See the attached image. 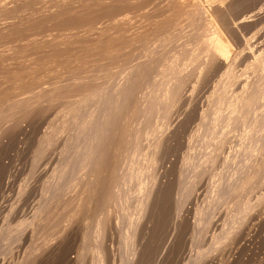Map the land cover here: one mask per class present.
<instances>
[{"label": "rangeland", "instance_id": "374dc122", "mask_svg": "<svg viewBox=\"0 0 264 264\" xmlns=\"http://www.w3.org/2000/svg\"><path fill=\"white\" fill-rule=\"evenodd\" d=\"M197 1L203 2L205 0H200V1L199 0H184V1L183 0H0V117H1L0 118V128H1L0 129V169L2 168L1 170H3L4 166H5L4 169H6V167L10 165V162L11 161L16 162L15 160H17L18 166H19V169L17 170V172L15 170L16 173L12 172V171H14V169L13 170L9 169V167L11 166L10 168H13L17 164V162H16V164L14 162H11V164L14 166L10 165L9 167H7L6 173L9 175L11 173V177H12V174L15 173L14 177H12L14 179H12L11 177H10L11 179L8 178L9 175L7 176V174H6V176H7L6 177L5 174L2 173L3 171H0V174L3 175V176L0 175L1 178L2 177L7 178V180L2 178L3 181L0 179V200L2 199V197H4V196L6 197V195L8 196V193H10L9 194L10 198H13L14 197L13 193L16 194V192L18 191V194H19L20 192H22V193H20V195H17V197L15 196L14 200L10 199L9 196L6 197L7 199L9 198L8 201H10L11 203H14V201L17 198H19L23 194V192H25L24 191L25 189L23 188L24 186L27 187L28 189L33 188L34 187L33 186L34 181H36V179L40 177L38 175L39 174L43 175L42 172H46V169H47V172L50 171L47 168L48 165H50L54 162L52 164V165H55L54 167L59 166L60 163L56 162V160L60 161L59 160L60 157H59V159H56V158H58V156L63 154V153H61L62 151L63 152L65 151L66 153H67V151L68 152L70 151V153H71V150H73V149H71L70 146L74 145L73 148L75 149L76 145H78L76 150H74V152L76 151L75 153L74 152H72L71 154L67 153L68 155L65 153L66 154L65 156L69 157L68 158L69 161L67 160V157L64 156L66 159L63 157L64 154L61 155V159H65V161L67 160L66 161L67 163H63V167L60 168V170H61L60 172L57 173V170L59 169L58 167L56 170L54 167H52V165L49 166L50 169L54 168L53 172H54V170H56L55 172L58 175H56V173L52 174L53 173L52 172L50 178L45 179L47 182L49 181L48 182L49 186L46 187V190L43 188L41 189L38 186L39 189L37 188V191H35L37 197H35V196H33V197L35 198V200L38 203L40 201V198H38L40 196L38 194V190L41 189L39 191L40 194H41V191L43 190V193L41 196L42 197L41 201L44 199L43 195H45V200H44L45 203L43 202V205L38 204V205H41V211L42 212H40L39 210H38L39 212L35 211V213L38 212L41 215L40 214L35 215V213H34V216H37V219L34 220L35 218L34 219L32 218L33 213L31 214V212L37 209V203L35 200L33 201L34 204L32 202H30L23 210V211H26V215H28L29 218H26V216L24 215L25 212L24 213L22 212L21 216H23V215L25 216V217L23 216L24 217V223H23V220L18 219L20 226H19L18 221L16 222V224H18V226L20 228H18V226L13 227V228L19 229V231H17L18 232L17 235L15 234L17 236V238H14V236H13V238L15 240L12 238L11 239L12 241H10V242H3L4 244H2L1 248L3 249L5 247L4 249H6V251L9 248H11V249H9L10 255L12 252L11 250H13L12 247L15 246V243H16V246H18V250L14 249L12 252L14 254L13 257H15V261H14L15 263L14 262L12 263L11 259L6 258L7 256L9 258H12V256H9V254H7V256H6V254L4 255V253L2 254V251H5V250L1 249L2 251H0L1 252L0 256L8 259L7 261L10 260L8 262V264L10 262H11L10 264H16V262H17L16 259L20 260V261H18V262H20V264H24L25 261L27 264H33L34 261H35L34 264H50V263L51 264H61V263L62 264H70L69 262H71V261H72V263L74 262L73 260H75V258H76L75 256H77V253L79 252L80 248H82V246H80V245H82L81 239L83 238V233H84L83 230L85 229V226L88 225L94 219L95 216L101 214L104 211V209H105L104 204L108 203V201H109L108 200V198H109L108 194L110 193V189H108L107 186L108 187L111 186L112 182L118 183L122 178L123 179L121 181H124L130 177H133L134 174H137V173L133 172V174H132V173H130V171L132 172L133 169H134V171L135 170L138 171L139 169H137V167L138 166L141 167L140 164L143 161L141 160V158L138 155H132L131 154L132 149L128 143L129 142L128 140H130V135L133 131L132 127L133 126L136 127V125H134V124L138 125L139 123H141L143 117L147 116L148 114L151 115V117H153V116L156 117L154 114L157 115V113H158V110H157L158 109V107H157L158 103L155 102V100L157 101L156 98H151V100L149 98L148 100H149V102L151 101L150 103H148V100H147V104L144 105V103H141L142 104L141 106H143V107H140L138 105L139 103H137V105L135 106L134 104L132 105L131 103H127V102H129V98H128L127 94H129L128 92L131 91L135 87V86L133 87V85L137 84L138 80L140 78H143L144 75H146V71L149 68L148 66H151L154 62L156 63V65H160L162 67V70L166 69L165 73H168L169 81H173V80L177 79L178 75L183 76L185 74V76H186V74H187L188 79H189V81H188L189 85L187 86L188 91L186 90V93H188V95L189 94L190 95L191 94L196 95V94H198L200 89H203V91L206 89L205 90L206 93L203 92L204 96H200L201 98H198V100H197L198 104L195 102H192V103H187V102L185 103L184 102V103H175V104L173 103V106H172L171 110L169 111L170 113L168 112V114H167L168 118L166 117L165 120H164V118L160 119L161 122H163V124H162L163 126H161L160 129L162 131L164 130L163 131L164 133L159 130L160 132L159 131L157 132V134L159 135L158 139H156V137H157L156 136L154 142L159 143V142L163 141V138H165L167 136V134H168V136L171 135V136H174L175 138L178 136L179 139L178 140L175 139L176 141H174L172 139L174 137L170 136V138H168V139L166 137L164 140L165 142L163 141L161 143L163 145L160 144V146L163 147L162 150L164 151V153H165V150L167 151V149H168V151H170V148L174 149V150H171V152L173 154L172 156L170 154H168L169 152H166L167 155H170L171 157L166 155L169 158V160L167 158H165V161L168 160V163L170 160L172 161V163L170 162L168 164V166H170V169H173L175 167V169H173V171L175 170L174 175L177 177L179 176L181 178L180 179V178L176 177L178 179V182L182 183L181 180H186V182H187L188 181L187 179L191 178V179H189V181H190V182H188L189 184H187L184 181L183 182L184 184L183 183L178 184V186L182 185L180 187H177L174 185L177 188L176 190L173 189V186L170 187V185H173L175 183V180L174 181L172 180L173 184H171V178L170 179L168 178L167 181H168V183L170 182L169 183L170 185L167 184L169 186L167 188H169V190H174L175 194H177V195H175L176 197H173L174 192L170 193V191L167 189V192L169 191V193H168L169 196H171L173 194L170 198L173 197L176 200L179 198L178 196H180L179 199L181 200V203H182V201H183L182 199H184V197H186L185 194H187L188 195L187 198H189V199L186 198V201L184 200V202H183L184 205L179 203L180 202L179 199H178L179 202L176 200L177 203L173 200V198H172V200L174 201V203L172 200H170V201H172L171 202L172 205L175 206V203L177 204L178 210H179V208H181V206L182 207L185 206L184 208H181L183 210H180V212L184 211V209H185V212H187V213L185 214V212H181L184 214H181V213L177 214V212H175V211H177V209L175 210L174 206H173L174 209L170 208V206H172V205L169 203L170 198H167L168 196L166 193V196H167L166 198L168 200H165V201H168L166 203H168V206L170 204V206L168 209L166 206L167 211H165L166 213H164V214H166L168 217L169 215L167 214V212H170L169 217L173 219V217H171V214L175 213V216L177 214L180 218L183 217L185 220L191 219L189 221L193 222V220H194V221H196V223L199 222L195 219L200 220L201 219L200 217L201 216L203 217V215H204L203 209L205 207H203V206H202V208L201 207L200 208L195 207L196 209L198 208V210H200V211L198 213V210L193 209L194 211H192V214L193 215L195 214L194 216H196V217H193L191 215L190 210L193 207L192 205L195 206V204L191 203V202L195 201V203L198 204L200 201L203 200V202L202 203L200 202L199 205L200 204L204 205L203 204L204 202L206 203L205 205H207V202L204 200L205 199L204 197L206 196V195H204L205 194L204 192L206 190L205 189L206 186H203L206 183L205 178L207 176L205 177V174L209 173V171L214 166V163H213L214 156L213 155H214V151L217 150L218 147L219 148L224 147L229 152H232L234 157L236 155H239L237 157L240 158L241 155L242 156L245 155L243 158L241 157V159H243V162L240 161L241 159H239V161H238L237 157H235V159H237V161L240 165L242 164L241 165L242 169L244 168V165H243L244 162L246 164L249 163L250 167H248L249 164L246 166L248 167V170L249 169L251 170V173L253 170V169H251L252 166L254 167L257 165V167H255L256 170H255V168L253 170L256 172H253V174L254 173H258V174H257V176L252 174L251 178H249L250 174L248 175V173L250 171L248 172V170L245 168L247 172L244 171L245 169H243V172L241 174L240 173L241 169H240L239 170L240 172H238V176L248 175L249 179L245 178L247 176H245L244 178H241V179H245V180L247 179L248 181L250 179H252L253 176H255V178L257 177L256 179L253 178V180L256 182V184L254 181H251V180L249 181L251 183L254 182L253 184H251L253 187H254V184H255V186L257 185V180L260 182V183L258 182L259 183L258 185H260L262 182V178H263V184H264V177H263L264 176V145H263L264 144V133H263L264 132V126L261 125L263 127V129H260V131L263 134L261 132H259V130H258V132H255L254 135L251 134L252 136L250 134H248V132L245 133V131L240 132L237 130H235L233 132H226L228 134L220 133V132H217L214 130H212L214 133L213 132L211 133L210 128H212L211 126L214 125V121H215L214 119H217V120L220 119L221 120V118H222L221 114L218 112L222 111V110L224 111L226 109L227 103L215 104V103H212V101L210 99H207L209 96H211L213 93H215L214 91H217L218 84L221 83L222 78L225 76L231 75L234 78H243V77L248 76V74H250L252 71L253 72L257 71L258 72V73L256 72L257 74L264 76V0H234V2H232V0L231 1L230 0H218V2H217V0H215V2H214V0H209V2L211 1V4H215L217 6V9H216L217 11L214 13H218L220 16L222 15L223 19H226V20H224V22H226L225 24L229 26L228 29L230 30V33L232 32V34H231L232 39L236 38V40L233 39L234 40V42H232L233 44L230 42L229 43L230 45H228V50H229V52H231V53H229L230 54L229 58H230V60L232 59L231 62H229V58H226L225 56L222 55V54L226 55L225 52L221 51V52H223V53H221L218 50L215 52V49L212 50V48L210 47L209 40H207V39H209L207 37L208 35H205L206 33L208 34V31H207V29H203L205 27L203 25L199 24V22L201 20H198V19L201 17L203 10H207L210 12L211 9L207 5H205L206 7L199 5L198 8H201V11L199 9H196V7L190 8V6H194V5L197 6V3H198ZM236 1H237V3H239L241 1L243 4L239 3V5L237 6L236 5L237 3H235ZM230 2L233 4L235 3L234 4L235 6L233 4H231ZM225 6L227 8H225ZM193 9H194V11H193ZM229 9H231V10H229ZM197 13H199V14L197 15ZM194 15H196V16H194ZM199 15H200V17H199ZM196 20H198L199 22H197ZM242 26H245V27H242ZM234 30H235V32H234ZM194 36H196V37L201 36V37H197V39H196V37H194ZM200 38H202V39H200ZM261 38H263V39L261 40ZM257 39H258V41H257ZM192 40H194V42H192ZM246 42H247V44H246ZM250 42H251V44H250ZM204 43L206 46L204 45ZM254 43H255V45H254ZM260 44H262V45H260ZM187 45L189 47H187ZM197 45L201 48L199 49V47ZM179 46L184 47V49H185V50H183L184 52L182 51L181 52L182 54L180 53L178 55V57L176 58V60L174 58L172 61H169L167 58L168 54H170V52H172L173 49H175ZM203 46L205 48H202ZM208 46H209V49H208ZM242 48H244V49H242ZM207 52L208 53L210 52V53L207 54ZM232 52H233V54H232ZM206 54H207V57H206ZM220 54L222 56H218ZM245 54H247V55H245ZM180 55H182V56H180ZM247 56L249 57L248 59H247ZM220 57H225V59L223 58L224 62ZM234 57H236L235 58L236 60H234ZM208 58L210 60H208ZM243 58H245L246 60ZM220 60H221V63H220ZM232 61H235L237 65H235V62H232ZM165 62H167L166 64H169V65H166ZM175 63H178V64H175ZM218 63H220V67L218 66ZM212 64H214L215 66ZM226 64H227V66H226ZM199 66H201V68ZM221 66L226 68L225 72H224L225 69ZM211 67H214V68H211ZM214 69H215V71H214ZM238 71L243 76H241ZM247 71H249V72H247ZM187 72H189V73H187ZM217 72H219V73H217ZM246 72H247V74H246ZM190 73L192 76L190 75ZM170 74L172 76H170ZM212 74L215 75V78L213 77ZM225 74H227V75H225ZM232 74H234V75H232ZM83 75L85 78L80 77ZM189 75H190V77H189ZM205 75L206 76L208 75V77H206ZM74 76H77V77L74 78ZM77 78H78V80H77ZM79 78L80 79L82 78V79L80 80ZM207 78H209L208 79L209 81H207ZM210 78H213L214 80H212ZM225 78H228V77H225ZM66 79H68V80H66ZM200 79H202V80L206 79V81H202V80L199 81ZM219 79H221V80L219 81ZM231 79H233V78H231ZM204 82H206V83H204ZM200 83H202V85L204 83L203 88L200 85ZM206 85H208L209 88ZM216 85H217V87H216ZM236 88H238V86H236ZM232 89L228 90V92H230V93H227L228 95H226V96H230V95H233L236 93L235 91H233L235 89H233V90ZM231 91H233V93H231ZM208 94H209V96H208ZM188 95H186V96H188ZM206 96H208V97H206ZM193 104L195 106L199 105V107L196 106L197 108H194L195 106ZM228 104L236 106V107H233L232 110L240 111L243 109L244 103L243 104L241 103L242 106L239 105L238 103H234V104L228 103ZM237 104H238V106H237ZM176 105H177V107H176ZM224 105H225V107H223ZM178 106H180V107H178ZM187 106L188 107L190 106L189 108H192L194 106L193 108L195 110V114H193L194 113L193 109L192 110L190 109V112H187L189 110V108ZM217 106H219V111H218V109H216V108H218ZM186 107L188 108V110L186 109ZM220 107L222 110L220 109ZM146 109H147V112H146ZM204 109H206V111ZM208 109L210 110V112H207ZM199 110H200V112L205 111L207 113L205 114L203 112L200 115H198V112H196V111H199ZM191 111H193V113H191ZM211 111H213L215 113V115ZM216 111H217L218 115L216 114ZM146 113H147V115H146ZM196 113H197L199 118L198 117L196 118V116H197ZM208 113H210L211 115L213 113L214 116L213 115L211 116ZM144 114H145V116H144ZM191 114H192V116H191ZM140 116L142 118H140ZM188 116H189V118H188ZM190 116H191V118H193L195 116L193 122L191 121ZM200 117L202 119L206 117L205 120H207V118H208V120L206 121L208 123H206V125H204L205 124L204 119L202 120V122H200L201 121ZM232 117H235V119H236L235 115H233ZM182 118H183L184 122L187 119H189L192 122V124L188 120V123H187L188 127L185 125L186 127L183 128L182 125H184L183 124L184 122H183ZM223 118H225V117H223ZM230 118H231V116H230ZM180 119L183 123L180 121ZM196 119H198V121ZM233 120H234V118H233ZM169 121H171L172 123ZM179 121H180V123H179ZM195 121H196V123H195ZM222 121H226V118ZM248 121H249V119H248ZM248 121H247V123H248ZM249 122H250V124H253V123H251V121H249ZM189 123H190V125H189ZM199 123L200 124L204 123V124L202 126V124L199 125ZM179 124H181V125H179ZM179 126H181L185 130L184 131L181 129V131L185 134V136L182 135L183 133L181 134L178 132L177 128H181ZM194 126H196L195 128H197V129L199 128V130H198L199 132L195 131L197 129H194ZM207 126H208V128H207ZM252 126L257 127L258 125L255 123ZM261 126L258 128H261ZM135 127H133V128H135ZM173 128L174 129L176 128L175 129L176 131ZM200 128H202V129L204 128V129L201 130ZM191 129L192 130L194 129L193 130L194 132H191ZM117 130H119V132ZM179 131H180V129H179ZM201 131H204V132L206 131L205 133L208 132L209 135L208 134L206 135L204 132L202 133ZM108 133H110V134H108ZM111 133H113L115 135H113V137H111V135H112ZM200 133H201V135H200ZM161 134H162V137H161ZM163 134L165 135V137H163ZM219 134H221L220 137L222 136V134H224L223 136H225V138L224 137L218 138L217 136H219ZM80 135H81V140H80ZM108 135H109V137H107ZM77 137H79V138H77ZM159 137H161L162 140H160ZM190 137H191V139H190ZM253 137H255V138H253ZM248 138L249 139L252 138L251 141H249ZM259 138H260V140L257 141L256 139H259ZM73 139H75V140H73ZM171 139L175 143L171 142L172 141ZM189 139H190V142H189ZM221 139H222V141H221ZM157 140H160V141L158 142ZM107 141H108V143H107ZM166 141H168L169 144ZM178 141H180V142L182 141L181 143H182L183 147H184L183 143L188 144V146H189L188 148L191 147L190 150H186V149H188L187 145H185V147L182 149L181 144ZM1 142H3V143H1ZM192 142H194V143H192ZM195 142H197V143H195ZM202 142H203V144L201 145ZM238 142H239V145H237ZM21 143L23 145H21ZM155 143H154V145L156 146L157 144H155ZM164 143H166L167 145L165 146ZM69 144H70V146H69ZM199 144L201 145L202 148L200 147ZM105 145H106V147H105ZM205 145L206 146L208 145L207 148ZM244 145L245 146L247 145L246 146L247 148L253 147V150H254L253 153L255 155L253 153L247 152L248 150H250V148L247 151H245L246 148L244 150ZM64 146H65V148L66 147L68 148V146H69L70 149L69 150L64 149L63 148ZM81 146L83 149L82 148L80 149ZM179 146H180V148H179ZM254 146H255V148H254ZM17 147L18 148L20 147V149H18ZM22 147H23V149H22ZM116 147H117V149H116ZM145 147H146V150L145 149L144 150L147 151L149 146H148V144L146 145V142H144L142 144L139 143V147H137V148L142 150L140 152H143V148H145ZM164 147H166L165 150H164ZM167 147H170V148H167ZM172 147H174V148H172ZM12 148H13V150H12ZM209 148L210 149L214 148V150L211 149L212 150L211 154L209 153L210 152ZM114 149H116V151ZM110 150L111 151L113 150L112 151L113 153H114V151H115V153L117 152L116 153L117 155L114 153L115 155L111 154L110 156H105L106 154L109 155L110 153H112V152H110ZM239 150L242 152V154L240 153ZM145 151L142 153V155L145 153ZM183 151H188L189 153L184 152V155H180V153L182 154ZM236 151H237V153H235ZM18 152H20L19 155H17ZM193 153L196 156H193ZM196 153L197 154L199 153L200 155L199 154L197 155ZM205 153H207L206 157H204ZM248 153H250V155ZM76 154H78V155H76ZM187 154H189V156ZM208 154H210L211 156ZM257 154H259V155H257ZM74 155L78 156V157H76L78 160L76 159V161H74L75 160V159H73L75 157ZM112 155H114V156L112 157ZM126 155L128 156L129 161L127 160ZM186 155H187V157H183L184 159L181 158V156H186ZM16 156L18 159L15 158ZM22 156H23V158H22ZM104 156L106 158L109 157L108 162L111 160V162H109V163L107 162L108 165H111V163L113 161L112 167L111 166H110V168L106 167L109 170H107L105 168V164H107L106 163L107 160ZM124 156H126V157H124ZM132 156L133 157L137 156L139 158L133 159ZM174 156H175V158H174ZM197 156L199 158H197ZM207 156H209V157H207ZM172 157H173V159H172ZM202 157H204L205 159ZM180 158L182 159V161ZM196 158L198 160H196ZM208 158L212 161L208 160ZM244 158L247 160L251 158L250 161L252 162V160H253L254 163H250L249 160L247 161ZM112 159H114V160H112ZM130 159H131V161H130ZM206 159H207V161H206ZM122 160H123V162H122ZM136 160L138 162H136ZM256 160H260V163L255 164ZM140 161H142V162H140ZM165 161H164V165L167 164V163H165ZM174 161H175V163L176 162L178 163L179 161H181V162L176 164L177 165L176 166V165H173ZM183 161H185V162H183ZM200 161H202L203 163ZM19 162H21V163H19ZM62 162H61V164H62ZM131 162H132V164L133 163H136V164L132 165ZM182 162L185 164H187V163L188 164L185 165ZM258 162L259 161H257V163ZM8 163H9V165H7ZM56 163H58V165ZM127 163H128V165H127ZM181 163H182V167H183V168H181L182 171L180 169L181 166L179 167V165H181ZM130 164H131V166H130ZM170 164L173 165L172 168H171ZM190 164H191V166H190ZM96 165L100 166V167H97ZM120 165H122L123 167L122 166L120 167ZM136 165H137V167H134ZM183 165H185V166H183ZM188 165H189V169H187L188 167L185 168ZM18 166L16 165V167H18ZM168 166H166L167 169L169 168ZM16 167H14V168H16ZM64 167H65V170H64ZM127 167H129V169ZM176 167L177 168L179 167V168L176 169ZM190 167L191 168L194 167L193 170L195 169L194 170L195 172H192L193 170L191 171ZM44 168H46V169H44ZM98 168H100L101 170ZM204 168H205V170H203ZM169 170H165V171L170 172ZM95 171L96 172L98 171L97 174L95 173ZM173 171L171 173H173ZM177 171H179V172H177ZM187 171H189V173L191 172V175L189 173H187ZM4 172H5V170H4ZM205 172H207V173H205ZM244 172H246V174ZM120 173H122V174H120ZM129 173L133 176H130ZM171 173L168 175L170 176ZM184 173H185V175H184ZM193 173H195V174L198 173V175L197 176L195 175V177H194ZM201 173H203L204 175L203 174L201 175ZM60 174H61V176H60ZM100 174L103 175L102 178H101ZM104 174H106V175L109 174L110 180H109V178H107L108 181H106L105 177H109V175L104 177ZM124 175L125 176L128 175L129 177L126 178L127 176L125 177ZM174 175H173L172 179H176ZM53 176H56V178H53ZM113 176H114V178H112ZM169 176H167V177H169ZM115 177H118V178H115ZM124 177L126 179H124ZM240 177H239V179H240ZM192 178H193V180H192ZM194 178H196V183H194L195 182ZM198 178L200 179V181L198 180ZM94 179H96L97 181ZM112 179H114L116 181H114ZM203 179L205 182L203 181ZM239 179L236 178L237 183H238ZM8 180H9V183H8ZM10 181H12V182H10ZM104 181L107 183H105ZM248 181H244V182H247L246 185H245V183H243L244 186L248 185L247 189L251 187L250 191L254 192L255 188L253 189L251 185L249 186ZM29 182L30 183L32 182L33 185L30 184ZM43 182H45V181H43ZM43 182L41 184L45 188V186H47V183L45 185V184H43ZM240 182H241V180H240ZM94 183L97 185H95ZM185 183L187 184V187L189 186L188 190H187V188H184V186L186 185ZM192 183H193V186H191ZM239 183H238V185H236V187L239 186L238 188H233V184H232V187L230 186L233 190L231 188L228 189L229 188V186H228L224 189L223 188L221 189L222 191L224 190L223 193H221L222 191L220 189H218L221 192L220 191L218 193L216 192L217 195L212 196V194L210 193L211 195L206 196V198H208L206 200H209V197L211 196L212 200L214 199L215 201H218V199H219L220 202L222 201L221 202L222 205H220V207H222V210H220V212H222V211L223 212L220 213L221 214L220 217L218 215V221L220 220V222L215 223L214 227L212 226L214 229H212V227H211L212 230H210V228L208 226L209 225L211 226L213 224L207 223L206 224L207 228H206L205 226H203L204 224H202V221H204V219H202V220H200L201 224H200V222L198 223V224H200V226H198L197 232H194V230L196 231L195 228H197L196 223L195 222L192 223L193 226L195 227L193 230L191 228V227H193L192 224H190L189 221L186 220L185 223L188 222L187 225H189L191 227L187 226L188 227L187 230L185 229L186 226L183 227L184 226L183 225L181 227L182 229H185L186 232L184 231L185 232L184 233L182 229L180 230L184 234L182 232H180V234L182 233L181 234L182 236L180 235V237H182V238L179 237L180 238L179 242H178V240L175 241L176 243L174 242L176 247L173 245L175 248L173 250V252L170 251L168 249V247H165L166 249H168L166 252L169 251L168 253H171V254H167L169 256V257L167 256L169 259H167V257L162 254L164 256V258L166 257V259H167V260L165 259L166 261H162V263L163 262L164 263L166 262L165 264H169V263L170 264H187L189 262H190L189 264L194 263L193 255H192V257H189V256H191L190 252L194 249L196 250V249L202 248L201 246H203V244H204L203 239L207 238V239H205V242L207 243V241L210 240V239L208 240V238H211V236H214L215 240L217 237H219L217 239H219V240L221 239V241H222L223 236H221L222 238H220V234L218 236H216V235L218 233H224V238H225L226 234L229 236V234L226 233L225 231H228L229 228L231 227L230 230L228 231L229 233L231 231L232 232L235 231L238 233V235H237V233L235 234V235H237L236 239H234L235 237H233L234 232L231 233L232 237L234 239V241L233 240H231V241L235 242V240H236L235 244L230 243L231 238L229 239V237H228V239H226L227 237L225 239H223L224 243L217 240V241L221 242L220 245H218L219 243H217L214 240L218 245L217 246L215 244V242H213L215 244V245H213L215 247V250L213 249L214 247L210 248L212 246V244H211V246L209 247L210 250L208 248L209 252L204 251V254L201 252L202 256H200V259L201 258L202 259L204 258V259L203 260L198 259L197 260L198 262H196V261L195 262L199 263L202 261L200 264H207V263L215 264V261H216V264H264V189L261 188V192L259 190L260 186L263 184H261L260 186L257 185L255 191L259 192V193L254 192V193H256V195L254 194L255 195L254 197H250V194H248V193H251V192L248 191L247 189H245V191H244V193L246 192L245 195L242 194L244 186H243V184H241V183L239 184ZM6 184L8 187L6 186ZM103 184H107V186L103 185ZM200 184H202V185H200ZM234 184H235V180H234ZM29 185H32L33 187H30ZM240 185L243 187L242 192H241L242 187ZM91 186H92V189H90ZM100 186L102 188H100ZM263 186H261V187H263ZM6 187L9 189V191ZM192 187H194V188H192ZM18 188L19 189L23 188L22 189L23 191H19ZM4 189H6L5 192L6 191H8V192L5 193L3 191ZM16 189H18V190H16ZM106 189H108V193L106 191L104 192V190H106ZM235 189L236 190L238 189L241 192L239 194L238 193L239 191L237 190L238 196L242 194L244 197L240 196L237 199L238 196L235 193V191H236ZM12 190L14 191L13 193H12ZM191 190H194V192H195L194 196H191L192 194L188 193L189 191L191 192ZM203 190H204V192H203ZM229 190H232V195H231V197L226 196L228 198L230 197V199H231V200L229 199V203H228L227 202L228 198H226L225 195L231 194V191H229ZM181 191H182V194L184 195V197H181L182 194L178 195V193H180ZM184 191H188V192L185 193ZM199 191H200V194H199ZM247 191H248V193H247ZM2 192L5 193L4 196L1 195ZM88 193H90V194H88ZM219 193H221L222 195ZM49 194H52L53 198H51L52 195H49ZM247 194L249 195V197ZM258 194L261 195V197ZM11 195L13 197H11ZM87 195L88 196L92 195V196H89L91 199L87 198L88 197ZM107 195H108V197H107ZM246 195H247V197H245ZM214 196L215 197L217 196V198L215 199ZM220 196L225 198L224 200L226 201V203H223L224 200L220 199L221 198ZM232 196L234 197V199ZM46 197H48V199ZM211 197H210V200H211ZM33 199L31 198L30 201H32ZM46 199L49 201H47ZM50 199H52V200L50 201ZM190 199H194V200L192 201ZM240 199L241 200L243 199V200L241 201ZM247 199H249L248 201H251L250 205H248L249 204L248 202L246 203ZM4 200L5 199H3V201H2L4 203L0 202V206H1L0 207V211H1L0 214H2V215L11 206V203H8L7 200H6L7 205H5ZM232 200H233V202H235V201H237V202H235L233 204ZM41 201H40V203H41ZM197 201H198V203H197ZM238 201L240 204L238 203ZM31 203L33 204V206H35L34 210H31L33 208V207H31L32 206ZM188 203L192 204L190 208L187 207ZM236 203L239 204V206L247 204V210H250L252 213H251L250 217H248L249 216L248 214L250 212L245 210V211H247L246 212L247 214L246 213L245 214L248 216L246 217V215L244 214L245 215V219H244V215L242 214L243 217L242 216L241 217H242L243 221H242V219L236 218L237 222L235 221V223H234L235 218L233 219V216H232L233 223H234L233 224L231 222L232 219L230 218V215H233L234 212H236L235 209L238 208L237 207L238 205ZM1 204H3V206ZM178 204L179 205L181 204L180 207ZM177 206H176V208H177ZM230 208L232 209V211H230L231 210ZM224 209H227V210L224 211ZM168 210H170V211H168ZM188 210H189V212H188ZM254 210H255V212H254ZM196 211H197V213H196ZM227 212L230 213L229 217H228V221L226 220L227 219L226 216L228 214ZM43 213H45V214H43ZM48 213H50V214L52 213L54 215H52V214L47 215ZM188 213H190L189 214L190 216H187ZM199 214L201 216H199ZM166 215H164L165 218H166ZM222 215H224L225 216L224 218H226V219H223ZM38 216L43 217L41 222L43 224H45L44 226L42 225V227H44V228L41 227L40 230H39V228H40L41 224H40L39 228H36L39 224L38 221L41 218V217L38 218ZM50 216H53V217H50ZM198 216H199V218H198ZM23 217L21 219H23ZM187 217H193V219L187 218ZM124 218H126V217H124ZM168 218H166L167 221L170 219V218L169 219ZM30 219L32 221L34 220L33 222H35V221L37 222V224H34V226L36 225V227H34V229H36L35 231H37V232H35L33 230V227L31 228L29 226V224H33V222ZM184 219H182V222L185 221ZM121 220L123 222V219H121ZM127 220H129V219H125L124 221L126 222ZM225 220L227 222H229L228 223L229 225H227V222ZM167 221L163 220L161 228L165 227L164 224H167V223H165ZM240 221H241V223H240ZM222 222L225 226V229H226L225 231L222 230L224 228L221 226ZM203 223H205V222H203ZM218 223H220V225ZM237 223L238 224L240 223L239 225L241 228H239V225ZM21 224H23L24 230L22 229ZM24 224H25V227H24ZM235 224H237V225H235ZM247 224H249V225H247ZM61 225H62V227H61ZM120 225L122 226V223L121 224L118 223V226H120ZM167 225H166V227H167ZM169 225H171V224H169ZM216 225L218 226L217 227L218 229L220 228L219 226H221L220 230L224 231V232L217 231L216 230L217 228L215 227ZM31 226H33V225H31ZM64 226H65V228H64ZM235 226H237V227H235ZM67 227H68V229H67ZM166 227H165V230H169L168 227H171V226H168L167 229H166ZM201 227L204 228V230H202ZM226 227L227 228L229 227V228L227 229ZM63 228L66 231H64ZM122 228L123 229L125 228L124 225L122 227H119V229H122ZM199 228L202 230L201 231L202 234L200 233ZM205 228H206V230H208V228H209V230L206 231ZM234 228H235V230H234ZM236 228H239V231H238V229L236 231ZM123 229L121 231H123V233H124ZM163 229H162L163 233L162 232L158 233V236L159 235L162 236L163 240H164V236L168 232L166 231L167 233H165V230H163ZM240 229L242 232L240 231ZM44 230H45V232H43ZM116 230H118V228ZM213 230L215 231V234L217 232L216 235L215 234L212 235L213 233L211 235L208 234V232L211 233V231H213ZM121 231L118 230V232H121ZM169 231H171V230H169ZM203 231L204 232L206 231L207 233L206 232L204 233ZM25 232H27L28 234H26ZM30 232H33V233H30ZM21 233H22V236H20ZM123 233H121L122 235L120 233L119 234L121 236H123ZM196 233L198 234L197 236H196ZM18 234H20V235H18ZM194 234H195V237H194ZM32 235H34V236L32 237ZM35 235L37 236V238L35 237ZM120 235H118V238H121ZM169 235L170 234L168 233L167 236H169ZM201 235H204V236H202L203 238L201 239L199 237L196 240V237L201 236ZM167 236L165 237V239L169 238ZM190 236L191 237L193 236L194 238L192 237L190 239L189 238ZM206 236H208V237H206ZM118 238L116 239L114 246L117 243H119V245L122 243L121 240H123V238H121V240L120 239L118 240ZM157 239H156V241H159V248H160L159 250L161 252V250L162 251L165 250L164 245H165V243L166 244L168 243V240H166L167 242L164 241L165 243L163 242L164 244H162L163 245V248H162V247H160L161 246L160 244L162 243V239H160V237ZM200 239L203 240V243H201ZM224 240H226V241L228 240L229 242L228 241L226 242ZM197 241H199L201 243V245L199 243V244H196V247H195L194 244ZM13 243H14V246H13ZM19 243L21 245V248H20V245H18ZM31 243H33V244H31ZM35 243H36V245H35ZM41 243H42V245H40ZM226 243L230 248L226 245ZM155 244L158 245V242ZM233 244H234V246H233ZM37 245L42 246V248H45L46 250L48 249V251L45 250L43 252L41 247H39ZM199 245H200V247H199ZM16 246L14 248H16ZM32 246L33 247L35 246L34 249L28 248V247H32ZM49 246L50 247L52 246V247L49 248ZM116 246L118 247V245H116ZM116 246H115V248H116ZM165 246H168V245H165ZM22 248L25 249L24 251L28 250V252H32V253H28L26 251L25 253L30 254V255H26L23 252ZM35 248H38L37 252H36ZM155 248H156V246L154 245L151 248V250L149 251L150 264H151V259H152L151 257H154L153 254H155V253L152 254L150 252H152V251L157 252L156 256L160 255V252L156 251L158 249V246L156 249ZM30 249H32V250L30 251ZM49 249L50 250L53 249V250H51L53 255L50 254L51 252L49 251ZM221 249H222V251H221ZM114 250L115 251L118 250V251H116V253H115ZM114 250L112 249V252H114L116 254V256L114 254L113 257L117 258V256H118L117 254L122 255V252L121 251L119 252V250H121V248H119V249L116 248ZM176 250L178 252H176ZM205 250H207V249H205ZM227 250H228V252H225ZM34 251L36 252V254H39L40 256L33 255V254H35ZM46 252L50 255L48 256V254ZM192 252H193L192 254L195 253L194 251H192ZM16 253H18V255ZM41 253H42V256H41ZM63 254H65V255H63ZM151 254L153 256H151ZM43 255H45V256H43ZM26 256H28V257H26ZM55 256L58 259H56ZM60 256H62V257H60ZM186 256L189 259L192 258L191 260H193V261L192 262L190 260L186 261V260H188V258ZM1 257H0V262L4 260L3 258L1 259ZM39 257H40V259H39ZM66 257H68V258H66ZM213 257L214 258L216 257L215 260H212ZM119 258H121V256H119ZM164 258H162V259H164ZM6 259L4 260L5 264H7ZM12 259L14 260V258H12ZM162 259H160L159 261L157 260L158 261L157 264H159V263L162 264L160 262ZM226 259H227V261H226ZM23 260H24V262H23ZM36 260H37V262H36ZM206 260L208 261L207 263H206ZM211 260H212V262H211ZM4 261H3V263H4ZM38 261H40V263ZM112 262H115V261L113 260ZM117 262H119V261L116 260L115 264ZM3 263H1V264H3ZM119 263L121 264V259H120ZM119 263H117V264H119ZM147 264H149V263H147Z\"/></svg>", "mask_w": 264, "mask_h": 264}, {"label": "bare ground", "instance_id": "6f19581e", "mask_svg": "<svg viewBox=\"0 0 264 264\" xmlns=\"http://www.w3.org/2000/svg\"><path fill=\"white\" fill-rule=\"evenodd\" d=\"M184 1V0H183ZM200 1V0H199ZM231 1V0H230ZM198 2V1H197ZM196 2V3H197ZM214 2H215V0H214ZM213 2V3H214ZM217 2H218V0H217ZM232 2H234V0H232ZM191 3V2H190ZM231 3V2H230ZM235 3H237V1L235 2ZM234 3V4H235ZM239 3H242L241 1L239 2ZM239 3H237L236 5L238 6L239 5ZM218 4V3H217ZM228 4V3H227ZM231 4H233V3H231ZM233 4V5H234ZM243 4V3H242ZM205 6V5H207V6H209V8L211 9V11L209 12V11H207V10H203L202 11V15H201V17H200V15H199V19L198 20H201L200 22L198 21V20H196L197 22H199V24L200 25H203L205 28H203V29H207V31H208V34L206 33L205 35H208L207 37L209 38V39H207V40H209V44H210V47L212 48V50L213 49H215V52L218 50V51H223V52H225V54L226 55H224V54H222L223 56H225L226 58H229L230 57V54L229 53H231V52H229V50H228V45H230L229 43L231 42H234V40H236V38L233 40L232 39V32L230 33V30L228 29V25H226L225 23L226 22H224V20H226V19H223V17H222V15L220 16L218 13H214V12H216L217 10V6L215 5V4H211V1L209 2V0H205V1H203V2H198L197 3V6H190V8L191 7H196V9H199L200 11H201V8H198V6ZM235 6V5H234ZM206 7V6H205ZM233 7V6H232ZM231 7V8H232ZM225 8H227L226 6H225ZM229 8V7H228ZM234 8V7H233ZM203 9V8H202ZM241 9V8H240ZM221 10V9H220ZM229 10H231V9H229ZM193 11H194V9H193ZM198 11V10H197ZM223 11V10H222ZM199 12V11H198ZM219 12V11H218ZM220 13V12H219ZM228 13V12H227ZM230 13V12H229ZM199 13H197V15H198ZM233 15V14H232ZM194 16H196V15H194ZM226 17V16H225ZM254 17V16H253ZM234 18V17H233ZM248 20V19H247ZM232 25V24H231ZM236 27V26H235ZM242 27H245V26H242ZM247 27V26H246ZM238 28V27H237ZM252 29V28H251ZM203 31V30H202ZM238 31V30H237ZM196 32V31H195ZM206 32V31H205ZM234 32H235V30H234ZM244 32V31H243ZM248 32V31H247ZM198 33V32H197ZM241 34V33H240ZM198 35V34H197ZM204 35V36H205ZM258 35V34H257ZM194 37H196V36H194ZM197 37H201V36H197ZM197 37H196V39H197ZM255 37V36H254ZM245 38V37H244ZM257 38V37H256ZM200 39H202V38H200ZM263 38H261V40H262ZM185 40V39H184ZM188 41V40H187ZM197 41V40H196ZM252 41V40H251ZM257 41H258V39H257ZM256 41V42H257ZM192 42H194V40H192ZM260 42V41H259ZM263 42V41H262ZM189 43V42H188ZM187 43V44H188ZM202 43V42H201ZM233 44V43H232ZM246 44H247V42H246ZM250 44H251V42H250ZM189 45V44H188ZM187 45V47H189ZM194 45V44H193ZM196 45V44H195ZM204 45H205V43H204ZM254 45H255V43H254ZM260 45H262V44H260ZM198 46V45H197ZM206 46V45H205ZM199 47V46H198ZM230 47V46H229ZM195 48V47H194ZM201 47H199V49H200ZM202 48H205L204 46L202 47ZM198 49V48H197ZM208 49H209V46H208ZM242 49H244V48H242ZM183 50H185L184 49V47L183 46H179V47H177V48H175V49H173L172 50V52H170V54H168V56H167V58H168V60L169 61H172L174 58H175V60H176V58L178 57V55L183 51ZM191 50V49H190ZM196 50V49H195ZM203 50V49H202ZM237 51V50H236ZM241 51V50H240ZM263 51V50H262ZM184 52V51H183ZM186 52V51H185ZM211 52V51H210ZM209 52V53H210ZM223 52H221V53H223ZM243 52V51H242ZM208 52H207V54H209ZM213 53V52H212ZM218 53V52H217ZM235 53V52H234ZM241 53V52H240ZM182 54V53H181ZM207 54H206V57H207ZM215 54V53H214ZM219 54V53H218ZM232 54H233V52H232ZM205 55V54H204ZM221 54L220 55H218V56H222ZM237 55V54H236ZM235 55V56H236ZM245 55H247V54H245ZM180 56H182V55H180ZM240 56V55H239ZM213 57V56H212ZM225 57H220L222 60H223V62H224V59H225ZM205 58V57H204ZM203 58V59H204ZM224 58V59H223ZM236 57H234V60H236L235 59ZM246 58V57H245ZM245 58H243V59H245ZM249 57L247 56V59H248ZM253 58V57H252ZM181 59V58H180ZM179 59V60H180ZM184 59V58H183ZM206 59V58H205ZM242 59V58H241ZM240 59V60H241ZM202 60V59H201ZM208 60H210L209 58H208ZM207 60V61H208ZM219 60V59H218ZM232 60V59H231ZM231 60H230V58H229V62H231ZM246 60V59H245ZM215 61V60H214ZM213 61V62H214ZM248 61V60H247ZM246 61V62H247ZM163 62V61H162ZM175 62V61H174ZM218 62V61H217ZM228 62V63H229ZM232 62H235V61H232ZM167 62H165V64H166ZM171 63V62H170ZM180 63V62H179ZM207 63V62H206ZM220 63H221V60H220ZM220 63H218V66L220 67ZM248 63V62H247ZM152 64V63H151ZM175 64H178V63H175ZM215 64V63H214ZM214 64H212V65H214ZM217 64V63H216ZM231 64V63H230ZM166 65H169V64H166ZM173 65V64H172ZM190 65V64H189ZM222 65V64H221ZM224 65V64H223ZM235 65H237L236 64V62H235ZM215 66V65H214ZM226 66H227V64H226ZM149 68H148V70L146 71V75H144V77L143 78H140L139 80H138V82H137V84H135V85H133V89L131 90V91H129L128 93L129 94H127L128 95V98H129V102H127V103H131L132 105L134 104L135 106L137 105V103H139L138 105L140 106V107H143V106H141L142 104L141 103H144V105L145 104H147V100L150 98V100H151V98H156L157 99V101L155 100V102L156 103H158V105H157V107H158V113H157V115L156 114H154L156 117H151V115H147V113H146V115L147 116H145V114H144V116L145 117H143V119H142V122L141 123H139L138 125L137 124H134V125H136V127L135 126H133V127H135V128H133L132 127V133H131V135H130V140H128L129 142V145H130V147H131V149H132V151H131V154L132 155H138L140 158H141V160L143 161H140V162H142L141 164H140V166L141 167H137V165L136 166H134V167H137V169H139L138 171L137 170H135L134 171V169H133V171L131 172L130 170V173H132L133 174V172H135V173H137V174H134V176L133 175H131L130 173V176H133V177H130V178H128L129 176L128 175H124L126 178H128V179H126L125 177H124V179H126V180H124V181H119L118 183H116V182H110L111 183V186H107V184H103V185H106L107 186V188L108 189H110V193L108 194L109 195V198H108V203H105L104 205H105V209H104V211L101 213V214H99V215H97V216H95L94 217V219L88 224V225H86L85 226V229L83 230V238L81 239L82 241H81V244L82 245H80V246H82V248H80V250H79V252L77 253V256H75L76 258H75V260H73L74 262V264H115V262H116V260L117 261H119L120 262V259H121V264H147V263H149L150 264V259H149V251L151 250V248L155 245L156 246V248H157V246H158V249L156 250V251H159L160 252V248H159V241H156V239L157 238H159L160 237V239H162V243L160 244L161 246L160 247H162L163 248V245L162 244H164L165 242L164 241H166V240H168V243L166 244L165 243V245H168V246H165L164 245V248L165 247H168V249L170 250V251H172L173 252V250L175 249L174 248V246H175V241L176 240H178V242H179V240H180V238H182V237H180V235L185 231V229L187 230V226H189V225H187L188 224V222L187 223H185L186 222V220H188V219H184L183 217H179L177 214H180L181 212H185V209H184V211H181L180 212V210H183V209H181V208H184L185 206H181V208H179V210H178V206H177V202H176V200L178 201V199L180 198V196H178L177 198L178 199H174L173 197H176L175 195H177V194H175V191L174 190H169V188H167V187H169L167 184H169L168 183V178L170 179L171 178V184H173V181L175 180V183L173 184V185H170V187L171 186H173V189H177L175 186H177V187H180V186H182V185H180V186H178V184H182L184 181L186 182V180H181L182 181V183H179L178 182V179L177 178H180L179 176L177 177V176H175L174 175V171H173V169H175V167L173 168V169H170V166H168V164L171 162L172 163V161L170 160L169 161V163H168V160H169V158L167 157V156H172L173 154H172V152H171V150H174V149H171L170 147H167V148H170V151H168V149H167V151L165 150L166 149V147H164V150H165V153H164V151L162 150L163 149V147L162 146H160V144L165 140V138L167 137V139L168 138H170V136H168V134H167V136L165 137V135L163 134V137H165V138H163V141H161V142H159L160 140H162V134H161V137H159V139L160 140H157L159 143H155L154 141H155V137H156V139H158V134H157V132L160 130V131H162L161 129H160V127L161 126H163L162 124H163V122H161V120L160 119H163L164 118V120H165V118L168 116L167 114H168V112L171 110V108H172V106H173V103L175 104V103H192V102H195V103H197L198 104V98H201L200 96H204V94H203V92H205V90L203 91V89H200L199 90V92H198V94H196V95H193V94H189L188 95V93H186V90H187V86L189 85L188 84V81H189V79H188V76H187V74H186V76H185V74L183 75V76H177L176 78L177 79H175V80H173V81H169V79H168V73H165L166 71V69L165 70H162V67L160 66V65H156V63L154 62L151 66H148ZM166 67V66H165ZM170 67V66H169ZM180 67V66H179ZM200 68H201V66H199ZM198 67V68H199ZM210 67V66H209ZM221 67H223V66H221ZM234 67V66H233ZM232 67V68H233ZM190 68V67H189ZM211 68H214V67H211ZM216 68V67H215ZM218 68V67H217ZM224 68V67H223ZM229 68V67H228ZM227 68V69H228ZM164 69V68H163ZM173 69V68H172ZM179 69V68H178ZM207 69V68H206ZM225 70H224V72L226 71V68H224ZM203 70V69H202ZM208 70V69H207ZM94 71V70H93ZM168 71V70H167ZM210 71V70H209ZM214 71H215V69H214ZM229 71V70H228ZM234 71V70H233ZM240 71V70H239ZM238 71V72H239ZM95 72V71H94ZM181 72V71H180ZM179 72V73H180ZM186 72V71H185ZM203 72V71H202ZM206 72V71H205ZM211 72V71H210ZM213 72V71H212ZM247 72H249V71H247ZM247 72H246V74H247ZM257 71H252L250 74H248V76H246V77H243V78H234L233 76H225V77H228V78H225V77H223L222 78V81H221V83L220 84H218V87H217V85H216V87H217V91H214L215 93H213L211 96H209V94H208V96H206V97H208L207 99H210L211 101H212V103H215V104H217V103H227V105H226V109L223 111L222 109H221V107H220V109L222 110V111H219V106H217L218 108H216V109H218V113H220L221 114V117L223 118V117H225L226 118V121H222V120H224L225 118H221V120L219 119V120H217V119H214L215 121H214V125H212L211 127L212 128H210L211 129V133L213 132L212 130H214V131H217V132H220V133H226V132H233V131H235V130H237V131H240V132H242V131H245V133L246 132H248V134H255V132H258V130H259V132H261L260 131V129H263V127L261 126V125H263L264 126V76L263 75H259V74H257L256 73ZM187 73H189V72H187ZM217 73H219V72H217ZM227 73V72H226ZM245 73V72H244ZM83 74V73H82ZM88 74V73H87ZM95 74V73H94ZM173 74V73H172ZM211 74V73H210ZM209 74V75H210ZM216 74V73H215ZM229 74V73H228ZM239 74H240V72H239ZM238 74V75H239ZM190 75H191V73H190ZM190 75H189V77H190ZM199 75V74H198ZM213 75V74H212ZM225 75H227V74H225ZM232 75H234V74H232ZM241 75V74H240ZM78 76V75H77ZM77 76H74V78L75 77H77ZM90 76V75H89ZM170 76H172L171 74H170ZM192 76V75H191ZM206 76V75H205ZM241 76H243V75H241ZM80 77H84V75L83 76H80ZM95 77V76H94ZM198 77V76H197ZM206 77H208V75L206 76ZM205 77V78H206ZM211 77V76H210ZM213 77L215 78V75H213ZM219 77V76H218ZM85 78V77H84ZM196 78V77H195ZM225 78V79H224ZM231 78H233V79H231ZM80 79V78H79ZM82 79V78H81ZM80 79V80H81ZM171 79V78H170ZM197 79V78H196ZM209 78H207V81H209L208 80ZM210 79H212V80H214L213 78H210ZM66 80H68V79H66ZM70 80V79H69ZM76 80V79H75ZM77 80H78V78H77ZM87 80V79H86ZM202 79H200L199 81H201ZM221 79H219V81H220ZM232 80V81H231ZM202 81H206V79L204 80H202ZM216 81V80H215ZM67 83V82H66ZM73 83V82H72ZM83 83V82H82ZM199 83V82H198ZM204 83H206V82H204ZM204 83H203V85H204ZM213 83V82H212ZM208 84V83H207ZM216 84V83H215ZM67 85V84H66ZM196 85V84H195ZM194 85V86H195ZM200 85L202 86V88H203V85H202V83H200ZM212 85V84H211ZM206 86H208V85H206ZM236 86H238V88H236ZM205 87V86H204ZM212 87V86H211ZM208 88H209V86H208ZM235 89V90H233V89ZM67 89V88H66ZM212 89V88H211ZM233 90V91H235L236 93L235 94H233V95H230V96H226V95H228L227 93H230V92H228V90ZM52 90V89H51ZM208 90V89H207ZM215 90V89H214ZM188 91V90H187ZM233 91H231V93H233ZM117 92V91H116ZM61 93V92H60ZM206 93V92H205ZM210 93V92H209ZM211 94V93H210ZM114 95V94H113ZM186 95H188V96H186ZM127 97V96H126ZM185 97V98H184ZM188 98V99H187ZM78 101V100H77ZM197 101V102H196ZM76 102V101H75ZM151 102V101H150ZM149 102V100H148V103H150ZM154 102V103H155ZM43 103V102H42ZM79 103V102H78ZM228 103H238L239 105H241V103L243 104V109L242 110H240V111H234V110H232L233 109V107H236L235 105H229ZM238 104H237V106H238ZM152 105V104H151ZM180 105V104H179ZM187 105V104H186ZM189 105V104H188ZM194 105V104H193ZM221 105V104H220ZM131 106V105H130ZM195 106V105H194ZM193 106V107H194ZM196 106H198L199 107V105H196ZM194 107V108H197V107ZM242 106V105H241ZM176 107H177V105H176ZM178 107H180V106H178ZM188 107V106H187ZM186 107V109L188 110V108L190 107H188L187 108ZM192 107V106H191ZM189 108V110L187 111V112H190V109L192 110H194V108ZM201 107V106H200ZM223 107H225V105L223 106ZM70 108V107H69ZM139 108V107H138ZM182 108V107H181ZM180 108V109H181ZM137 109V108H136ZM185 109V110H186ZM200 109V108H199ZM213 109V108H212ZM211 109V110H212ZM238 109V108H237ZM240 109V108H239ZM70 110V109H69ZM145 110V109H144ZM197 110V109H196ZM205 111H206V109H204ZM33 111V110H32ZM142 111V110H141ZM202 111V110H201ZM205 111H203L205 114L207 113V112H210V110L208 109L207 110V112H205ZM128 112V111H127ZM146 112H147V109H146ZM186 112V113H187ZM196 112H198V115H200L201 113H203V112H200V110L199 111H196ZM200 112V113H199ZM211 112H213V111H211ZM140 113V112H139ZM151 113V112H150ZM170 113V112H169ZM191 113H193V111H191ZM214 113V112H213ZM213 113H212V115H213ZM172 114V113H171ZM188 114V113H187ZM193 114H195V110H194V113ZM208 114H210V113H208ZM216 114H217V111H216ZM11 115V114H10ZM13 115V114H12ZM66 115V114H65ZM153 115V114H152ZM196 115H197V113H196ZM198 115L196 116V118L198 117ZM211 115V114H210ZM211 115V116H212ZM214 115H215V113H214ZM213 115V116H214ZM218 115V114H217ZM216 115V116H217ZM233 115H235L236 116V119H235V117H232ZM32 116V115H31ZM143 116V115H142ZM175 116V115H174ZM191 116H192V114H191ZM191 116H190V118H191ZM230 116H231V118H230ZM183 117V116H182ZM1 118V117H0ZM55 118V117H54ZM120 118V117H119ZM140 118H142L141 116H140ZM168 118V117H167ZM188 118H189V116H188ZM194 118H195V116L193 117V118H191V121L193 122L194 121ZM199 118V117H198ZM206 118V117H205ZM205 118H203L204 119V122H205V124L204 123H201L202 124V126H203V124L204 125H206V123H208V122H206L207 120H208V118H207V120H205ZM233 118H234V120H233ZM118 119V118H117ZM173 119V118H172ZM193 119V120H192ZM200 119H201V121L200 122H202V118L200 117ZM231 119V120H230ZM248 119H249V121H251V123H253V124H250V122L248 121ZM5 120V119H4ZM175 120V119H174ZM182 120H183V118H182ZM188 120L189 119H187L185 122H184V120H183V122L181 121V119H180V121L184 124V125H182L183 126V128H185L188 124ZM197 121H198V119H196ZM180 121H179V123H180ZM190 120H189V122H191ZM212 121V120H211ZM247 121H248V123H247ZM255 121V122H254ZM9 122V121H8ZM7 122V123H8ZM97 122V121H96ZM136 122V121H135ZM169 122H171V121H169ZM192 122H191V124H192ZM116 123V122H115ZM137 123V122H136ZM172 123V122H171ZM195 123H196V121H195ZM247 123V124H246ZM257 124L258 126L257 127H253L252 125H254V124ZM178 124V123H177ZM194 124V123H193ZM200 123H199V125H201ZM179 125H181V124H179ZM186 125V126H185ZM189 125H190V123H189ZM121 126V125H120ZM197 126V125H196ZM196 126H194V129H197V128H195ZM261 126V128H258V127H260ZM117 127V126H116ZM179 127H181V126H179ZM188 127V126H187ZM192 127V126H191ZM52 128V127H51ZM94 128V127H93ZM119 128V127H118ZM182 127L181 128H177V130H178V132L179 133H183L182 131H181V129L182 130H184ZM205 128V127H204ZM203 128V129H204ZM207 128H208V126H207ZM1 129V128H0ZM164 129V128H163ZM174 129V128H173ZM176 129V128H175ZM174 129V130H175ZM179 129H180V131H179ZM187 129V128H186ZM193 129V130H194ZM201 130H203L202 128H200ZM128 130V129H127ZM189 130V129H188ZM192 129H191V132H194ZM199 130V128L197 129V130H195V131H198ZM80 131V130H79ZM87 131V130H86ZM118 132H119V130H117ZM159 131V132H160ZM164 131V130H163ZM162 131V132H163ZM176 131V130H175ZM185 131V130H184ZM207 131V130H206ZM205 131V132H206ZM210 131V130H209ZM161 132V133H162ZM174 132V131H173ZM177 132V133H178ZM199 132V131H198ZM202 133L204 132V131H201ZM204 132V133H205ZM8 133V132H7ZM51 133V132H50ZM88 133V132H87ZM164 133V132H163ZM176 133V132H175ZM214 133V132H213ZM262 133V132H261ZM264 133V132H263ZM262 133V134H263ZM37 134V133H36ZM80 134V133H79ZM108 134H110V133H108ZM112 135H111V137H113V135H115V134H113V133H111ZM122 134V133H121ZM157 134V135H156ZM187 134V133H186ZM199 134V133H198ZM206 135L208 134L209 135V133L207 132V133H205ZM226 134H228V133H226ZM225 134V135H226ZM235 134V133H234ZM241 134V133H240ZM260 134V133H259ZM88 135V134H87ZM182 135H184L185 136V134L183 133ZM200 135H201V133H200ZM217 135V134H216ZM220 135L221 134H219V136H217L218 138H221V137H224L225 138V136H223L224 134H222V136L220 137ZM231 135V134H230ZM243 135V134H242ZM79 136V135H78ZM90 136V135H89ZM123 136V135H122ZM212 136V135H211ZM249 136V135H248ZM252 136V135H251ZM256 136V135H255ZM31 137V136H30ZM107 137H109V135L107 136ZM110 137V138H111ZM171 137H174V136H171ZM178 137V136H177ZM172 138L174 141H176L175 139H179V137L178 138ZM215 137V136H214ZM234 137V136H233ZM240 137V136H239ZM77 138H79V137H77ZM194 138V137H193ZM192 138V139H193ZM216 138V137H215ZM223 138V139H224ZM250 138V137H249ZM248 138V139H249ZM253 138H255V137H253ZM6 139V138H5ZM87 139V138H86ZM166 139V140H167ZM171 139V140H172ZM190 139H191V137H190ZM190 139H189V142H190ZM197 139V138H196ZM200 139V138H199ZM202 139V138H201ZM241 139V138H240ZM252 139V138H251ZM251 139H249V141H251ZM73 140H75V139H73ZM78 140V139H77ZM80 140H81V135H80ZM83 140V139H82ZM88 140V139H87ZM173 140L171 141V142H173ZM185 140V139H184ZM204 140V139H203ZM211 140V139H210ZM220 140V139H219ZM257 141L258 140H260V138L259 139H256ZM6 141V140H5ZM79 141V140H78ZM106 141V140H105ZM111 141V140H110ZM109 141V142H110ZM169 141V140H168ZM168 141H166L167 143H168ZM194 141V140H193ZM196 141V140H195ZM201 141V140H200ZM221 141H222V139H221ZM7 142V141H6ZM48 142V141H47ZM76 142V141H75ZM144 142H146V145L148 144V146H149V148L147 149V151H145L146 150V147L145 148H143V152L145 151V153L142 155V153L143 152H140V151H142V150H140L139 148H137V147H139V143H144ZM155 144H157L156 146L154 145V143ZM165 142V141H164ZM180 144H181V148L183 149L184 147H185V145H187V148L189 147L188 146V144H185V143H183L184 144V147L182 146V141L180 142V141H178ZM184 142V141H183ZM207 142V141H206ZM217 142V141H216ZM224 142V141H223ZM1 143H3V142H1ZM80 143V142H79ZM107 143H108V141H107ZM106 143V144H107ZM173 143H175V142H173ZM177 143V142H176ZM192 143H194V142H192ZM195 143H197V142H195ZM159 144V145H158ZM169 144V143H168ZM179 144V145H180ZM203 144V142L201 143V145ZM237 144V143H236ZM21 145H23L22 143H21ZM112 145V144H111ZM110 145V146H111ZM138 145V146H137ZM161 145H163V144H161ZM164 145L166 146L167 144L166 143H164ZM191 145V144H190ZM200 145V144H199ZM201 145H200V147H201ZM237 145H239V142H238V144ZM260 145V144H259ZM264 145V144H263ZM67 146V145H66ZM69 146H70V144H69ZM69 146H68V148L66 147L65 148V146L63 147L64 149H67V150H69L70 148H69ZM73 146L74 145H71L70 147H71V149H73V150H71V153L72 152H74V150H76V148H77V146L78 145H76V147H75V149L73 148ZM204 146V145H203ZM206 146V145H205ZM208 146V145H207ZM207 146H206V148H207ZM218 146V145H217ZM224 146V145H223ZM243 146V145H242ZM247 146V145H246ZM245 145H244V150H245V148H246V150L245 151H247L249 148H247ZM258 146V145H257ZM27 147V146H26ZM105 147H106V145H105ZM118 147V146H117ZM117 147H116V149H117ZM193 147V146H192ZM14 148V147H13ZM13 148H12V150H13ZM18 148V147H17ZM82 148V146L80 147V149ZM104 148V147H103ZM172 148H174V147H172ZM179 148H180V146H179ZM191 148V147H190ZM190 148H188V149H186V150H190ZM198 148V147H197ZM202 148V147H201ZM228 148V147H227ZM252 148V149H251ZM250 148V150H248L247 152H250V153H253L254 152V150H253V147H251ZM254 148H255V146H254ZM10 149V148H9ZM18 149H20V147L18 148ZM22 149H23V147H22ZM25 149V148H24ZM63 149V150H64ZM79 149V150H80ZM83 149V148H82ZM116 149H114L115 151H116ZM128 149V148H127ZM145 149V150H144ZM210 149V148H209ZM208 149V150H209ZM212 149V148H211ZM210 149V154H211V152H212V150H214V148L211 150ZM229 149V148H228ZM259 149V148H258ZM15 150V149H14ZM78 150V149H77ZM103 150V149H102ZM196 150V149H195ZM194 150V151H195ZM237 150V149H236ZM252 150V151H251ZM262 150V149H261ZM3 151V150H2ZM61 151V150H60ZM113 151V150H112ZM111 150H110V152H112ZM115 151H114V153H115ZM121 151V150H120ZM119 151V152H120ZM176 151V150H175ZM193 151V152H194ZM240 151V150H239ZM260 151V150H259ZM8 152V151H7ZM17 152V151H16ZM76 152V151H75ZM74 152V153H75ZM166 152H169L168 154H170V155H167V153ZM171 152V153H170ZM174 152V151H173ZM184 152H186V153H189L188 151H183V153L181 154L180 153V155H184ZM258 152V151H257ZM15 153V152H14ZM19 153L20 152H18V154L17 155H19ZM61 153H63V154H61V155H63V157L67 154V153H70V151L68 152L67 151V153L64 151H62ZM66 153V154H65ZM70 153V154H71ZM109 153V152H108ZM113 152L112 153H110L109 155L108 154H106L105 156H110L111 154H114ZM117 153V152H116ZM115 153V154H116ZM130 153V152H129ZM128 153V154H129ZM175 153V152H174ZM185 153V154H186ZM200 153V152H199ZM198 153V154H199ZM235 153H237V151L235 152ZM239 153V152H238ZM240 153L242 154V152L240 151ZM239 153V154H240ZM250 153H248L249 155H250ZM256 153V152H255ZM15 154V155H16ZM80 154V153H79ZM114 154V155H115ZM119 154V153H118ZM176 154V153H175ZM174 154V155H175ZM178 154V153H177ZM197 154V153H196ZM197 154V155H198ZM210 154H208V155H210ZM240 154V155H241ZM254 154V153H253ZM260 154V153H259ZM259 154H257V155H259ZM61 155L60 156H58V158H56V159H59V157H60V161L62 162V164H61V162L60 161H57L56 160V162H58V163H60L59 164V166H56V167H54L55 165H52V164H50V165H52V167H54L56 170H57V167L59 168L58 170H57V173L58 172H60L61 170H60V168H62L63 167V163H67L66 161L68 160V156H65V157H67V160L65 161V159H61ZM68 155V154H67ZM76 155H78V154H76ZM76 155H74L75 157L73 158V159H75L74 161H76V157H78V156H76ZM84 155V154H83ZM114 155H112V157L114 156ZM117 155V154H116ZM125 155V154H124ZM130 155V154H129ZM167 155V156H166ZM188 156H189V154H187ZM187 155L186 156H181V158H183V157H187ZM200 155V154H199ZM206 155H207V153H205V156L204 157H206ZM244 155V154H243ZM255 155V154H254ZM262 155V154H261ZM28 156V155H27ZM70 156V155H69ZM104 156V157H105ZM127 156V155H126ZM126 156H124V157H126ZM170 156V157H171ZM177 156V155H176ZM193 156H196V155H194V153H193ZM211 156V155H210ZM214 159H213V163H214V166L212 167V169L209 171V173H207V172H205V173H207V174H205V179H206V183H205V185H203V186H206V190H205V192H204V190H203V192L205 193L204 195H206V196H208V195H211L212 194V196L213 195H217V193L223 188H226V187H228L229 186V188L228 189H230L231 187H232V184H233V188H238V187H236V185H238V183L240 182V180H241V184H243V183H245V185L247 184V182H244V181H248L247 179L245 180V179H241V178H244L245 176H247V177H245V178H248V175L250 174V177L249 178H251V175L253 174V172H256V171H253L254 170V168L255 167H257V165L256 166H252V168L251 169H253L252 170V173H251V170L249 169L248 170V167H250V164L249 163H243V165H244V168L243 169H247L248 170V175H244V176H242V175H240V176H238V172H240L241 174H242V172H243V169H242V164L240 165L239 163H238V161H239V159H241V157L243 158L244 156H242L241 155V157L240 158H238L237 156H239V155H236L235 157H237L238 158V161H237V159H235V157H234V155L232 154V152H229L228 150H226L224 147H221V148H219L218 147V149L217 150H215L214 151ZM7 157V156H6ZM9 157V156H8ZM13 157V156H12ZM71 157V156H70ZM116 157V156H115ZM133 157V156H132ZM139 157H137V156H134L133 157V159L135 158V159H138ZM204 157H202V158H204ZM207 157H209V156H207ZM14 158V157H13ZM15 158H17V156L15 157ZM20 158V157H19ZM22 158H23V156H22ZM80 158V157H79ZM106 158V157H105ZM108 158L109 157H107L106 158V163L108 162ZM165 158H167L166 160L167 161H165ZM174 158H175V156H174ZM180 158V159H181ZM193 158V157H192ZM197 158H199L198 156H197ZM196 158V160H198ZM201 158V159H202ZM246 158V157H245ZM244 158V159H245ZM18 159V158H17ZM72 159V160H73ZM111 159V158H110ZM109 159V160H110ZM124 159V158H123ZM132 159V160H133ZM172 159H173V157H172ZM184 159V158H183ZM186 159V158H185ZM195 159V158H194ZM205 159V158H204ZM261 159V158H260ZM12 160V159H11ZM14 160V159H13ZM78 160V159H77ZM112 160H114V159H112ZM127 160H128V156H127ZM140 160V159H139ZM177 160V159H176ZM187 160V159H186ZM193 160V159H192ZM208 160H210L209 158H208ZM245 160H247V159H245ZM249 160V162L250 163H254V161L252 160V162L250 161L251 160V158L250 159H248ZM247 160V161H248ZM16 162H17V160H15ZM54 161V160H53ZM65 161V162H64ZM69 161V160H68ZM73 161V162H74ZM129 161V160H128ZM130 161H131V159H130ZM164 161H165V163H167V164H165L164 165ZM181 161H182V159H181ZM181 161H179V162H181ZM195 161V160H194ZM205 161V160H204ZM206 161H207V159H206ZM210 161H212V160H210ZM237 161V162H236ZM240 161H242L243 162V159H241ZM257 161H259L258 163H257ZM7 162V161H6ZM11 162H14V161H11ZM11 162H10V165H12L11 164ZM16 162H14L15 164H16ZM22 162V161H21ZM21 162H19V163H21ZM109 162H111V160L109 161ZM108 162V163H109ZM122 162H123V160H122ZM136 162H138L137 160H136ZM139 162V163H140ZM178 162V163H179ZM183 162H185V161H183ZM182 162V163H183ZM192 162V161H191ZM200 162H202V161H200ZM256 163L255 164H259L260 163V160H256L255 161ZM23 163V162H22ZM58 163H56L57 165H58ZM108 163L107 164H105V168L106 167H108V168H110V166L112 167V163H113V161H112V163H111V165H108ZM130 163V162H129ZM174 163H175V161H174ZM173 163V165H176V164H178L177 162L174 164ZM182 163H181V165H179V167H180V169L181 168H183L182 167ZM203 163V162H202ZM201 163V164H202ZM2 164V163H1ZM131 164H132V162H131ZM131 164H130V166H131ZM136 163H133L132 165H135ZM138 164V163H137ZM183 164H185V163H183ZM188 164V163H187ZM187 164H185V165H187ZM192 164V163H191ZM191 164H190V166H191ZM249 164V166L247 167L246 165H248ZM7 165H9V163L7 164ZM9 165V166H10ZM17 166H18V162H17V164H16ZM16 165L14 166V165H12V166H14V167H16ZM50 165H48V169L50 170H48L49 172H47V169L46 168H44V169H46V172H42L43 173V175H38V176H40L39 178H37L36 179V181H34V185L32 184V182L30 183V184H32V185H29L30 187H33V188H27V187H23L25 190V192H23V194L19 197V198H17L15 201H14V203H11L10 201H8V199L10 198V193H8V196H9V198L7 199L6 197H8L7 195H6V197L4 196L5 195V193L6 192H8L9 191V189L7 188L8 186H7V184H6V188L8 189V191H6L5 192V190L6 189H4L3 191L5 192H2L1 193V195H3L4 197H2V199L0 200V202L1 203H4V202H2L3 201V199H5L4 201H5V205H7L6 204V200L8 201V203H11V206H10V208L2 215V214H0V251H2V250H5L6 251V249H2L1 248V246H2V244H4L3 242H10V241H12L11 239L13 238V236H14V238H17V231H19V229L18 228H20L19 226H20V223H19V221H18V219H20V220H23V223H24V217L26 216V218H29L28 217V215H26V211H23L24 210V208L30 203V202H32L33 204H34V200H35V198L33 197V196H35V197H37L36 196V193H35V191H37V188L39 189V187L42 189H45L46 190V187H48L49 185H48V182L45 180V179H48V178H50V176H51V173L53 172V169L54 168H52V169H50L49 168V166ZM65 165V164H64ZM108 165V166H107ZM127 165H128V163H127ZM171 165V168H172V164H170ZM185 165H183V166H185ZM200 165V164H199ZM9 166H7V167H9ZM22 166V165H21ZM61 166V167H60ZM66 166V165H65ZM97 166V165H96ZM122 165H120V167H121ZM129 166V167H130ZM166 166H168L169 168L167 169L166 168ZM177 166V165H176ZM198 166V165H197ZM204 166V165H203ZM206 166V165H205ZM246 166V167H245ZM7 167H6V169H4L5 168V166H4V168H3V170H1L0 169V171H3L2 173L3 174H5V176H6V170H7ZM11 167V166H10ZM9 167V169H14V171H12V172H15V170H16V172H17V170L19 169V166L18 167H16V168H10ZM97 167H100V166H97ZM102 167V166H101ZM123 167V166H122ZM129 167H127L128 169H129ZM133 167V168H134ZM178 167V168H179ZM188 167V168H187ZM199 167V166H198ZM197 167V168H198ZM201 167V166H200ZM96 168V167H95ZM94 168V169H95ZM108 168H106L107 170H109ZM132 168V167H131ZM177 167H176V169H178ZM185 168H187V169H189V165L188 166H186ZM193 168L194 167H190V169H191V171L193 170ZM75 169V168H74ZM98 169H100V168H98ZM97 169V170H98ZM103 169V168H102ZM120 169V168H119ZM123 169V168H122ZM170 169V170H169ZM208 169V168H207ZM241 169V170H240ZM246 169L244 170V171H246ZM4 170H5V172H4ZM56 170H54V172L52 173V174H54V173H56L55 171ZM64 170H65V167H64ZM96 170V169H95ZM101 170V169H100ZM165 170H169L170 172H166ZM173 171V173H171L172 171ZM195 170V169H194ZM192 171V172H195V171ZM203 170H205V168L203 169ZM209 170V169H208ZM207 170V171H208ZM240 170V171H239ZM255 170H256V168H255ZM10 171V172H11ZM44 171V170H43ZM103 171V170H102ZM114 171V170H113ZM181 171H182V169H181ZM180 171V172H181ZM15 172V173H16ZM69 172V171H68ZM98 172V171H97ZM97 172L95 171V173L97 174ZM123 172V171H122ZM177 172H179V171H177ZM198 172V171H197ZM247 172V171H246ZM246 172H244L245 174H246ZM14 173V174H15ZM45 173V174H44ZM56 173V175H58ZM112 173V172H111ZM171 173V175L169 176L168 174H170ZM176 173V172H175ZM182 173V172H181ZM187 173H189V171H187ZM14 174H12V177H14ZM102 174V173H101ZM100 174V175H101ZM120 174H122V173H120ZM127 174V173H126ZM175 176V178L177 179H172V177H173V175ZM180 174V173H179ZM190 175H191V172L189 173ZM194 175V177H195V175L197 176L198 175V173H193ZM203 173H201V175H202ZM257 174L258 173H254L253 175H256L257 176ZM1 176H3L2 174H0ZM9 174H7V176H8ZM109 174H104V177L105 176H108ZM115 175V174H114ZM178 175V174H177ZM182 175V174H181ZM184 175H185V173H184ZM204 175V174H203ZM263 175V174H262ZM1 176H0V179L3 181V179H6L7 180V176L5 177V178H1ZM16 176V175H15ZM60 176H61V174H60ZM59 176V177H60ZM102 176L103 175H101V178H102ZM167 176H169V177H167ZM183 176V175H182ZM192 176V177H193ZM261 176V175H260ZM11 177V173H10V175H9V177L8 178H10ZM11 177V178H12ZM99 177V176H98ZM103 177V178H104ZM188 177V176H187ZM239 177H240V179H239ZM264 177V176H263ZM10 178V179H11ZM19 178V177H18ZM53 178H56V176H53ZM58 178V177H57ZM61 178V177H60ZM100 178V177H99ZM106 178V181H108L107 180V178H109V180H110V175H109V177H105ZM112 178H114V176L112 177ZM115 178H118V177H115ZM183 178V177H182ZM189 178V177H188ZM197 178V177H196ZM196 178H194L195 179V182L194 183H196ZM236 178L237 179H239L238 180V183H237V180H236ZM248 178V179H249ZM253 178L254 179H256L255 178V176H253ZM253 178L252 179H250L251 181H254L253 180ZM12 179H14V178H12ZM64 179V178H63ZM181 179V178H180ZM189 179H191V178H189ZM189 179H187L188 181L186 182L187 184H189L188 182H190L189 181ZM259 179V178H258ZM16 180V179H15ZM33 180V179H32ZM94 180H96V179H94ZM100 180V179H99ZM104 180V179H103ZM102 180V181H103ZM112 180H114V179H112ZM118 180V179H117ZM173 180V181H172ZM192 180H193V178H192ZM191 180V181H192ZM198 180L200 181V179L198 178ZM197 180V181H198ZM234 180H235V184H234ZM249 180V181H250ZM260 180V179H259ZM43 181H45V182H43ZM65 181V180H64ZM97 181V180H96ZM114 181H116V180H114ZM180 181V180H179ZM202 181V180H201ZM203 181H204V179H203ZM248 181V182H249ZM10 182H12V181H10ZM16 182V181H15ZM36 182V183H35ZM43 182V184H45L46 185V183H47V186H45V188L42 186V183ZM68 182V181H67ZM100 182V181H99ZM105 182V181H104ZM205 182V181H204ZM255 182V181H254ZM253 182V183H254ZM259 181L257 180V185L260 183H258ZM8 183H9V180H8ZM92 183V182H91ZM105 183H107V182H105ZM177 183V184H176ZM185 183V184H186ZM237 183V184H236ZM239 183V184H240ZM253 183H251V182H249L248 184H249V186L251 185V184H253ZM12 184V183H11ZM14 184V183H13ZM95 184V183H94ZM184 184V183H183ZM187 184L184 186V188H187V190L189 189L188 187H187ZM255 184H256V182H255ZM255 184H254V187L252 186V188L254 189L255 188V190H256V186H255ZM261 184H263V178H262V182H261ZM260 184V185H261ZM95 185H97V184H95ZM175 185V186H174ZM200 185H202V184H200ZM235 185V186H234ZM260 185H258V186H260ZM264 185V184H263ZM263 185H261V186H263ZM28 186V185H27ZM39 186V187H38ZM42 186V187H41ZM191 186H193V183L191 184ZM195 186V185H194ZM231 186V187H230ZM241 186V185H240ZM243 186H244V184H243ZM260 186V192H261V188L262 189H264V186L263 187H261ZM175 187V188H174ZM242 187V186H241ZM246 187V188H245ZM247 187H248V185L247 186H244V189H243V187L241 188V192H242V189H243V193L242 194H244L245 195V193H244V191H245V189H247ZM2 188V187H1ZM22 188V189H23ZM100 188H102L101 186H100ZM183 188V189H184ZM192 188H194V187H192ZM191 188V189H192ZM196 188V187H195ZM200 188V187H199ZM251 188V187H250ZM250 188H248L247 190L248 191H250ZM11 189V188H10ZM19 189V188H18ZM18 189H16V190H18ZM22 189H19V191H23ZM27 189V190H26ZM40 189V190H41ZM90 189H92V186H91V188ZM94 189V188H93ZM105 189V188H104ZM108 189H106V190H104V192L106 191L107 193H108ZM167 189L170 191V193H173L174 192V196L172 197L173 198V200L176 202L175 203V206L174 205H172V198H170L171 196H169V191L167 192ZM172 189V188H171ZM179 189V188H178ZM182 189V188H181ZM198 189V188H197ZM203 189V188H202ZM218 189H220V190H218ZM232 189V188H231ZM14 190V189H13ZM12 190V193L14 192ZM40 190H38V194L40 195L38 198H40V201H41V196H42V193H43V190L41 191V194H40ZM57 190V189H56ZM186 190V189H185ZM218 190V191H217ZM233 190V189H232ZM232 190H229V191H231V194L230 195H225V197L226 196H230L231 197V195H232ZM236 190V189H235ZM234 190V191H235ZM238 190V189H237ZM237 190L235 191V193L237 194V196H238V193L240 194L241 192H240V190H238L239 192L237 193ZM254 190V192H256ZM63 191V190H62ZM180 191V190H179ZM193 191V192H192ZM222 191V190H221ZM220 191V192H221ZM224 191V190H223ZM223 191L221 192V193H223ZM248 191H247V193H248ZM263 191V190H262ZM16 192V191H15ZM45 192V191H44ZM101 192V191H100ZM177 192V191H176ZM185 193L186 192H188V191H184ZM197 192V191H196ZM217 192V193H216ZM251 193H248V194H250V197H254L255 195H256V193H259V192H256V193H254V192H252V191H250ZM20 193H22V192H20ZM20 193L18 194V191L16 192V194L15 193H13V196L15 197H17V195H20ZM46 193V192H45ZM44 193V194H45ZM97 193V192H96ZM166 193H167V196H166ZM188 193H191L190 195L191 196H194V190H191V192L189 191ZM198 193V192H197ZM211 193V194H210ZM221 193H219V194H221ZM15 194V195H14ZM35 194V195H34ZM37 194V195H38ZM88 194H90V193H88ZM98 194V193H97ZM182 194V191L180 192V193H178V195H181ZM199 194H200V191H199ZM239 195L238 197H237V199L240 197V196H243V195ZM247 194V195H248ZM255 194V195H254ZM49 195H52V194H49ZM96 195V194H95ZM108 195H107V197H108ZM183 195V194H182ZM181 195V197H184V195L182 196ZM222 195V194H221ZM247 195L245 196V197H247ZM252 195V196H251ZM259 195V194H258ZM12 195H11V197H13ZM44 197V199L41 201V203H40V201H39V203L36 201V203H37V209L36 210H34V207L35 206H33V204L31 203V207H33L31 210H34V211H30L31 212V214L33 213V216H34V213H35V211H40V212H42L41 211V205H43V202H44V200H45V195H43ZM48 196V195H47ZM88 196V195H87ZM89 196H92V195H89ZM87 197V198H90V197ZM185 196L186 197H184V199H182L183 201H182V203H181V200H180V202L179 203H181V204H183L184 205V200L186 201V198H187V194H185ZM206 196L203 198L206 202H207V205H205L206 203L204 202L203 204L204 205H202V204H200L199 205V203L201 202H203V200L202 201H200L199 203H198V201H197V203L198 204H196L195 203V201L194 202H191L190 200H194V199H190L189 201L191 202V203H194L195 204V206L194 205H192V204H189L188 203V205H187V207L188 208H190L191 207V205L194 207H192L191 208V215L193 216V217H196V216H194L193 214H192V211H194L193 209H195V210H198V208L196 209L195 207H201L202 208V206L203 207H205L203 210H204V212H203V217L199 214V216H201L200 218V220H202V219H204V221H202V224H204L203 226H205L206 228H207V223L208 224H213V225H209L208 227L210 228V230H212V229H214L213 227H214V224L215 223H217V222H220V220L218 221V215H219V217H220V213H222V212H220V210H222V207H220V205H222V201L220 202V200L218 199V201H215L214 199L212 200V197H211V200H210V197H209V200H206V199H208V198H206ZM219 196V195H218ZM224 196V195H223ZM260 197H261V195H259ZM10 198V199H15V198ZM170 198L169 199V203L172 205V206H170V204H169V206H170V208H172V209H174L173 208V206L175 207V210L177 209V211H175V212H177V214H176V216H175V213H173V214H171V217H173V219L172 218H170L169 216H170V212H167V214L169 215L168 217L171 219H169L168 217H167V215L166 214H164V213H166L165 211H167L166 210V206H167V209L169 208V206H168V203H166V202H168V201H165V200H168L167 198ZM215 197V196H214ZM221 197V196H220ZM230 197L228 198V197H226V198H228V200H227V202L229 203V199H230ZM233 197V196H232ZM244 197V196H243ZM248 197H249V195H248ZM31 198L33 199L32 201H30L31 200ZM47 199H48V197H46ZM51 198H53V195L51 196ZM95 198V197H94ZM106 198V197H105ZM166 198V199H165ZM194 198V197H193ZM196 198V197H195ZM217 198V196L215 197V199ZM37 199V198H36ZM46 199V200H47ZM64 199V198H63ZM91 199V198H90ZM187 199H189V198H187ZM202 199V198H201ZM220 199H222V200H224L225 198H223V197H221ZM233 199H234V197H233ZM245 199V198H244ZM52 199H50V201H51ZM88 200V199H87ZM170 200H172V201H170ZM231 200V199H230ZM236 200V199H235ZM234 200V201H235ZM241 200V199H240ZM239 200V201H240ZM243 200V199H242ZM241 200V201H242ZM249 199H247V201H246V203L248 202L249 204L248 205H250V202L251 201H248ZM12 201V200H11ZM47 201H49V200H47ZM68 201V200H67ZM89 201V200H88ZM87 201V202H88ZM91 201V200H90ZM174 201H173V203H174ZM239 201H238V203H239ZM258 201V200H257ZM232 202H233V200H232ZM235 202H237V201H235ZM235 202H233V204L235 203ZM255 202V201H254ZM253 202V203H254ZM45 203V202H44ZM90 203V202H89ZM166 203V204H165ZM221 203V204H220ZM223 203H226V201L224 200V202ZM38 204H41V205H38ZM180 204V205H181ZM237 204V203H236ZM240 204V203H239ZM239 204H237L238 206V208H236L235 210H236V212H234V214L233 215H230V218L232 219V216H233V219L235 218V220H234V223H235V221L237 222V220H236V218H238V219H242V217H243V215L248 211V212H250L248 215H246V217L248 216V217H250V215H251V211L250 210H247V204H244V205H242V206H239ZM2 206H3V204H1ZM101 205V204H100ZM179 205V204H178ZM180 205H179V207H180ZM197 205V206H196ZM228 205V204H227ZM231 205V204H230ZM176 206H177V208H176ZM236 206V205H235ZM1 207V206H0ZM40 209H39V208ZM43 207V206H42ZM230 207V206H229ZM233 207V206H232ZM252 207V206H251ZM44 208V207H43ZM47 208V207H46ZM221 208V209H220ZM45 209V208H44ZM231 209V208H230ZM249 209V208H248ZM252 209V208H251ZM46 210V209H45ZM55 210V209H54ZM189 210H188V212H189ZM202 210V209H201ZM202 210V211H203ZM225 210H227V209H224V211ZM229 210V209H228ZM245 210H247V211H245ZM38 211V212H39ZM50 211V210H49ZM48 211V212H49ZM168 211H170V210H168ZM173 211V212H174ZM199 211L200 210H198V213H199ZM201 211V212H202ZM230 211H232V209L230 210ZM234 211V210H233ZM245 211V212H244ZM1 212V211H0ZM24 213V217L23 216H21V213ZM35 213V215L36 214H40V213ZM45 212V211H44ZM54 212V211H53ZM172 212V211H171ZM179 212V213H178ZM254 212H255V210H254ZM187 212H185V214H186ZM195 213V212H194ZM196 213H197V211H196ZM228 214H227V216H226V218H224L225 216V214L224 215H222V218L223 219H226L227 221H228V217H229V212H227ZM30 214V215H31ZM43 214H45V213H43ZM50 213H48L47 215H49ZM52 214V213H51ZM50 214V215H51ZM56 214V213H55ZM181 214H184V213H181ZM190 213H188V215L187 216H190L189 215ZM243 214V215H242ZM256 214V213H255ZM254 214V215H255ZM41 215V214H40ZM52 215H54V214H52ZM164 215H166V218H168L169 220L167 221V219L164 217ZM174 215V216H173ZM197 215V214H196ZM245 215H244V219H245ZM20 216V217H19ZM32 216V215H31ZM30 216V217H31ZM32 216V218L34 219V220H36L37 219V216H34L33 217ZM43 216V215H42ZM58 216V215H57ZM182 216V215H181ZM184 216V215H183ZM199 216H198V218H199ZM242 216V217H241ZM23 217V219H21ZM41 216H38V218H40ZM50 217H53V216H50ZM49 217V218H50ZM124 217H126V218H124ZM193 217H187V218H192L193 219ZM241 217V218H240ZM42 218L43 217H41L40 218V222H41V220H42ZM93 218V217H92ZM91 218V219H92ZM165 218V219H164ZM186 218V217H185ZM252 218V217H251ZM46 219V218H45ZM52 219V218H51ZM121 219H123V222H122V220ZM125 219H129V220H127L126 222L124 221ZM182 219H184L185 221L184 222H182ZM195 219V218H194ZM233 219H232V223H233ZM31 220V219H30ZM33 220V221H34ZM37 220V221H38ZM49 220V219H48ZM47 220V221H48ZM59 220V219H58ZM163 220L165 221H167V222H165V223H167V224H164V226L166 227V225H167V227L168 226H171V227H168L169 228V230H171V231H169V230H165V227H163V228H161L162 227V222H163ZM189 220H191V219H189ZM188 220V221H189ZM195 220H197V221H199L200 222V224H201V221L200 220H198V219H195ZM225 220V221H226ZM248 220V219H247ZM18 221V223H19V226H18V224H16V222ZM32 221V220H31ZM32 221V222H33ZM38 221V226L36 227V225L34 226V224H37V222L35 223V222H33V224H29V226L32 228L33 227V230L35 231L36 229H34V227H36V228H39V226H40V224H41V226H40V228H39V230L41 229V227H42V225L44 226L45 224H43L42 222L40 223ZM172 221V222H171ZM226 221V222H227ZM242 221H243V219H242ZM245 221V220H244ZM45 222V221H44ZM60 222V221H59ZM67 222V221H66ZM128 222V223H127ZM196 223V221H194L193 220V222L192 221H189V223L190 224H192V223ZM198 222V223H199ZM203 222H205V223H203ZM230 222V223H231ZM88 223V222H87ZM86 223V224H87ZM118 223H122V226L124 225V233H123V231H121L122 229H119V227H122L121 225L120 226H118ZM184 223V224H183ZM198 223H196V225H197V228H195L194 226H193V224H192V226L193 227H191V226H189V227H191L193 230H194V228L196 229V231L194 230V232H197V230H198V226H200V224H198ZM229 222H227V225H229L228 224ZM233 223V224H234ZM240 223H241V221H240ZM239 223V224H240ZM243 223V222H242ZM169 224H171V225H169ZM219 225H220V223H218ZM222 225V227H224L222 230H226L225 229V226H224V224H223V222L221 223ZM238 224V223H237ZM237 224H235V225H237ZM238 224V225H239ZM15 225V226H14ZM28 225V224H27ZM31 225H33V226H31ZM67 225V224H66ZM184 225V226H183ZM195 225V224H194ZM226 225V224H225ZM226 225V226H227ZM243 225V224H242ZM247 225H249V224H247ZM16 226H18V230L16 229V228H13V227H16ZM21 226H22V229H23V224H21ZM68 226V225H67ZM118 226V227H117ZM185 227L186 226V228L185 229H182L181 227ZM202 226V225H201ZM202 226V227H203ZM213 226V227H212ZM221 226H219L220 228L218 229L217 227V225L215 226L217 229V231H219V232H224V231H221L220 229H221ZM233 226V225H232ZM245 226V225H244ZM24 227H25V224H24ZM46 227V226H45ZM59 227V226H58ZM57 227V228H58ZM61 227H62V225H61ZM167 227H166V229H167ZM201 227V228H202ZM211 227H212V229H211ZM235 227H237V226H235ZM30 228V229H31ZM42 228H44V227H42ZM54 228V227H53ZM64 228H65V226H64ZM63 228V229H64ZM118 228V230L119 231H121V232H118V230H116ZM206 228H205V230H206ZM209 228H208V230H209ZM227 228V227H226ZM229 228V227H228ZM227 228V229H228ZM231 228V227H230ZM230 228H229V230H230ZM239 228H241L240 227V225H239ZM239 228H236V231H237V229H238V231H239ZM244 228V227H243ZM250 228V227H249ZM16 231H15V230ZM67 229H68V227H67ZM162 229L163 230H165V233H169L170 235L169 236H167L168 235V233L167 234H165V236H164V240H163V237L162 236H158V233H160V232H162ZM183 230V232L182 231H180V230ZM200 229V228H199ZM252 229V228H251ZM24 230V229H23ZM38 230V229H37ZM161 230V231H160ZM202 230H204V228H202ZM201 229L199 230L200 231V233H201V231H202ZM208 230H206V231H208ZM228 230V231H229ZM234 230H235V228H234ZM243 230V229H242ZM33 231V232H34ZM42 231V230H41ZM40 231V232H41ZM64 231H66L65 229H64ZM167 231V232H166ZM205 231V232H206ZM214 231V230H213ZM213 231H211V233L210 232H208V234H212V235H214L215 234V231L213 232ZM228 231H225L226 233H228L229 234V236L227 235H225V238L226 239H228V237H229V239H230V243H234L235 244V242H236V240H235V242H233L234 241V239H236L237 237V235H238V233L237 232H235V231H231L230 233L228 232ZM240 231H241V229H240ZM244 231V230H243ZM29 232V231H28ZM33 232H30V233H33ZM35 232H37V231H35ZM34 232V233H35ZM43 232H45V230L43 231ZM118 232V233H117ZM180 232H182L181 234H180ZM186 232V231H185ZM184 232V233H185ZM193 232V233H194ZM204 232V231H203ZM204 232V233H205ZM242 232V231H241ZM26 234H28L27 232H25ZM121 233H123V236H121L120 234ZM163 233V232H162ZM161 233V234H162ZM183 233V234H184ZM207 233V232H206ZM231 233H233L234 234V236L233 237H235L234 239H233V237H232V234ZM237 233V235H235ZM16 234V235H15ZM37 234V233H36ZM70 234V233H69ZM202 234V233H201ZM216 234H217V232H216ZM215 234V235H216ZM220 234V238H222L221 236H223V239H225L224 238V233H218L216 236H218ZM223 234V235H222ZM231 234V235H230ZM18 235H20V234H18ZM30 235V234H29ZM38 235V234H37ZM118 235H120L121 236V238H123V240H121V238H118ZM198 234L196 233V236H197ZM16 236V237H15ZM20 236H22V233H21V235ZM28 236V235H27ZM34 235H32V237H33ZM117 236V237H116ZM119 236V237H120ZM158 236V237H157ZM169 237L168 239H165V237ZM182 236V235H181ZM189 236V235H188ZM202 236H204V235H201V236H198V237H196V240H197V238H203ZM215 236V237H216ZM35 237L37 238V236L35 235ZM180 237V238H179ZM193 237V236H192ZM191 236L189 237L190 239L192 238ZM194 237H195V234H194ZM193 237V238H194ZM206 237H208V236H206ZM210 237V236H209ZM214 238V236H211V238ZM13 238V239H14ZM20 238V237H19ZM23 238V237H22ZM39 238V237H38ZM118 238V240L120 239L121 241H122V243L119 245V243H117L116 245H118V247L119 248H121V250H119V252L121 251L122 252V255H120V254H117L118 256H117V258H115V257H113V255L116 253V251H118V250H114V249H119L116 245V248H115V246H114V244H115V242H116V239ZM205 238V237H204ZM211 238H208V240L209 241H207V243L205 242V239H207V238H205V239H203L204 240V244H203V246H201L202 248H199L200 247V245H201V243H203V240H201L200 239V241H201V243L199 242V241H197V242H195V247H196V244H199L200 243V245H199V249H194V250H192V251H194L195 253L194 254H192L193 252L191 251H189L190 252V254H191V256H189V257H192V255H193V260H194V263L195 264H200L201 262H199V263H196V262H198L197 260L198 259H200V256H202V254H201V252L204 254V251L205 252H207L208 251V248L211 246V244H212V246L210 247V248H212V247H214L213 245H217V243H219L218 245H220L221 244V242H223V239H222V241H221V239L219 240V239H217V238H219V237H217L216 238V240H215V238L213 239H211ZM21 239V238H20ZM33 239V238H32ZM35 239V238H34ZM159 239V240H160ZM240 239V238H239ZM15 240V239H14ZM30 240V239H29ZM36 240V239H35ZM43 240V239H42ZM41 240V241H42ZM158 240V239H157ZM217 242H215V241ZM217 240H219V241H221V242H219V241H217ZM231 240H233V241H231ZM238 240V239H237ZM22 241V240H21ZM156 241V242H155ZM184 241V240H183ZM224 241H226V240H224ZM228 241V240H227ZM226 241V242H227ZM23 242V241H22ZM158 242V245L157 244H155V243H157ZM164 242V243H163ZM167 242V241H166ZM175 242V243H174ZM177 242V243H178ZM213 242H215V244L213 243ZM229 242V241H228ZM186 243V242H185ZM206 243V244H205ZM224 243V242H223ZM29 244V243H28ZM27 244V245H28ZM31 244H33V243H31ZM45 244V243H44ZM180 244V243H179ZM229 244V243H228ZM234 244H233V246H234ZM18 245H20V243L18 244ZM30 245V244H29ZM35 245H36V243H35ZM40 245H42V243L40 244ZM51 245V244H50ZM53 245V244H52ZM56 245V244H55ZM174 245V246H173ZM177 245V244H176ZM193 245V246H194ZM217 245V246H218ZM223 245V244H222ZM225 245V244H224ZM226 245H227V243H226ZM225 245V246H226ZM230 245V244H229ZM13 246H14V243H13ZM15 246H16V243H15ZM14 246V247H15ZM31 246V245H30ZM37 246H39V245H37ZM36 246V247H37ZM46 246V245H45ZM54 246V245H53ZM58 246V245H57ZM228 246V245H227ZM226 246V247H227ZM14 247H12V249L14 250V249H17L18 250V246H16V248H14ZM35 247V246H34ZM34 247L32 246V247H28V248H32V249H34ZM39 247H41V249H42V251L44 252L46 249L45 248H42V246H39ZM52 247V246H51ZM50 246H49V248H51ZM176 247V246H175ZM229 247V246H228ZM7 248V247H6ZM20 248H21V245H20ZM24 248V247H23ZM22 248V249H23ZM155 248V249H156ZM182 248V247H181ZM187 248V247H186ZM210 248H209V250H210ZM230 248V247H229ZM232 248V247H231ZM2 249V250H1ZM8 249V248H7ZM9 249H11V248H9ZM7 250L6 252L5 251H2V254L4 253V255L6 254V256H7V254H9V251L10 250ZM32 249H30V251L32 250ZM36 249V252L38 251V248H35ZM40 249V248H39ZM44 249V250H43ZM79 249V248H78ZM112 249L115 251V253L114 252H112ZM168 249H166L165 248V250H161V252H160V255L159 256H156V253L157 252H150V253H155V254H153L154 255V257H151L152 259H151V264H157L158 263V261L160 260V259H162V258H164V256H168L167 254H171V253H168V252H166ZM177 249V248H176ZM184 249V248H183ZM191 249V248H190ZM205 249H207V250H205ZM214 250H215V247L213 248ZM218 249V248H217ZM13 250H11L12 252H13ZM16 250V251H17ZM25 249H23V252L25 253L26 251L28 252V250H26V251H24ZM51 250H53V249H51ZM50 249H49V251L51 252L50 254H52L53 255V253H52V251H51ZM178 250V249H177ZM176 250V252H178ZM212 250V249H211ZM40 251V250H39ZM46 251H48V249L46 250ZM155 251V250H154ZM221 251H222V249H221ZM8 252V253H7ZM11 252V255L9 254V256H12V258H14V260L12 259V258H9L8 256L6 257V258H8V259H11L12 260V263L15 261V257H13L14 256V254ZM36 252L34 251V253L35 254H33V255H38V256H40L39 254H36ZM41 252V251H40ZM55 252V251H54ZM65 252V251H64ZM209 252V251H208ZM225 252H228V250L227 251H225ZM235 252V251H234ZM28 253H32V252H28ZM47 253V252H46ZM58 253V252H57ZM63 253V252H62ZM0 254H1V252H0ZM17 255H18V253H16ZM26 255H30V254H27V253H25ZM24 254V255H25ZM44 254V253H43ZM48 254V253H47ZM50 254H48V256L50 255ZM67 254V253H66ZM151 254V256H153ZM164 256H163V255ZM201 254V255H200ZM207 254V253H206ZM217 254V253H216ZM215 254V255H216ZM221 254V253H220ZM63 255H65V254H63ZM219 255V254H218ZM230 255V254H229ZM41 256H42V253H41ZM43 256H45V255H43ZM58 256V255H57ZM115 256H116V254H115ZM119 256H121V258H119ZM175 256V255H174ZM1 257V256H0ZM24 257V256H23ZM26 257H28V256H26ZM31 257V256H30ZM54 257V256H53ZM56 257V256H55ZM59 257V256H58ZM60 257H62V256H60ZM69 257V256H68ZM68 257H66V258H68ZM166 257L164 258V259H162L160 262L162 263V261H166L167 259H169L168 257H167V259H166ZM187 257V256H186ZM217 257V256H216ZM215 257V258H216ZM6 259V258H4V257H1V259ZM25 258V257H24ZM23 258V259H24ZM37 258V257H36ZM114 258V259H113ZM188 258V257H187ZM215 258L213 257L212 258V260H215ZM218 258V257H217ZM220 258V257H219ZM8 259H6V261L8 260ZM33 259V258H32ZM31 259V260H32ZM39 259H40V257H39ZM56 259H58L57 257H56ZM119 259V260H118ZM166 259V260H165ZM186 259V258H185ZM192 259V258H191ZM191 259H189L188 258V260H186V261H193V260H191ZM202 259V258H201ZM200 259V260H201ZM204 259V258H203ZM202 259V260H203ZM224 259V258H223ZM3 260V261H4ZM25 260V259H24ZM24 260H23V262H24ZM115 261V262H112V261ZM158 260V261H157ZM212 260H211V262H212ZM220 260V259H219ZM3 261H1L0 262V264L1 263H3ZM10 261V260H9ZM9 261H7L6 263L8 264V262ZM16 261L18 262V261H20V260H18V259H16ZM169 261V260H168ZM196 261V262H195ZM226 261H227V259H226ZM16 262V264H20V262H18L17 263ZM31 262V261H30ZM35 262V261H34ZM34 262H33V264H34ZM36 262H37V260H36ZM39 263H40V261H38ZM112 262V263H111ZM119 262H117V263H119ZM204 262V261H203ZM208 261L206 260V263H207ZM11 263V262H10ZM9 263V264H10ZM15 263V262H14ZM70 264L72 263V261L71 262H69ZM72 263V264H73ZM116 263V264H117ZM166 263V262H165ZM164 262L162 263V264H165ZM172 263V262H171ZM190 263V262H189ZM189 263H187V264H189ZM194 263H191V264H194ZM220 263V262H219ZM228 263V262H227ZM3 264H5V261H4V263ZM24 264H27L26 263V261H25V263ZM51 264V263H50ZM62 264V263H61ZM120 264V263H119ZM160 264V263H159ZM170 264V263H169ZM207 264H209V263H207ZM215 264H216V261H215Z\"/></svg>", "mask_w": 264, "mask_h": 264}]
</instances>
